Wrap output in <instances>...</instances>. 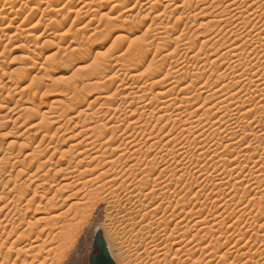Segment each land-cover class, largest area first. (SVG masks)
Listing matches in <instances>:
<instances>
[{
  "label": "rangeland",
  "instance_id": "obj_1",
  "mask_svg": "<svg viewBox=\"0 0 264 264\" xmlns=\"http://www.w3.org/2000/svg\"><path fill=\"white\" fill-rule=\"evenodd\" d=\"M16 1H18V2H16ZM16 1L15 0H0V15H1L0 16V95H1L0 96V107L3 108V110H0V159L2 158L3 161H4V159L7 157V160L9 158L8 161H11V162H15V161L18 162L19 159H20L21 160V165L19 164L20 161L17 163V165L15 164L14 167H12L10 164L7 167V164H4V166L7 167V168L4 167V168H6L5 170H7L8 172H10V171H12V172L14 171V172L12 173V175H10L11 172L9 174L7 171L4 172L5 171L4 170L3 171V175H0V197L5 196L6 193L9 192V189H11L13 187V183H11L8 187L6 186V184L4 185V182L8 178L9 179H13V180L14 179L17 180V181L14 180L15 181V184H17V185L20 182L23 183L26 179H28V176L31 177V179L33 178L32 176H34L35 178H38V179H39V177H37V176H40L41 179H40L39 182L36 183V181H38V180H36V179L33 178L34 180H36L35 181V184H31V189L29 190L26 198L24 197V200L22 199L21 200L22 202L20 201V203H18L19 204V207H21V209H22L21 212H19V211L16 212L15 207L12 206L13 203L9 202L7 199H6V202L5 201L0 202V221H1L0 222V236L3 235L1 237L2 238L1 240L2 241L0 240L1 241L0 242V246H2L1 243L2 244L4 243V245L2 247H0V264H13V263L16 264V260H17L16 258H18V257L19 258L17 260V264H22L24 262L26 264H29V262H30V264H34L35 262H36L35 264H48V263L49 264L50 263L51 264H90L89 257H90L91 251H92V243H93L94 233H95V230L97 228H100L101 230H103L104 232H106L109 236H111L113 238V240L116 239L117 241H119L122 238V240H124V242H125V241H128V239L130 238V233L127 230L130 229L131 227L129 226L130 228L129 227L127 228L125 226V225L129 224L128 218H130V222H133V223H136L137 224L134 227L136 229L135 231L142 230L141 233L139 234L142 237V233L147 234V232L149 231V222H151V221H153V220H155V219H157V218H159L161 216L168 217L169 220H171V223L169 225L168 234H171L172 232L173 233L175 232L174 235L175 234L177 235V239L176 240L179 242V245L181 244L180 246L178 245V247L180 249H182L181 252H180V254H181L180 257H183V260L185 261V264H187V263L188 264H224L225 263V260H223V259L227 256V253H228L229 256H227L228 258H225L226 260L228 259L226 264H229L228 262H230V264L232 262H233L232 264H235L236 262H237L236 264H240V263L241 264H246V262L248 260H249L248 261V264H252V263L253 264H255V263L264 264V255H263L264 254V247H263L264 246V244H263L264 243V240L261 239V235L263 234L264 229H261L260 228L261 225H264L263 224L264 223V198L262 199V197H264L263 196L264 195V190H262V189H264V177L262 179L261 178L255 179V175H254V177H251V176L248 175V176L244 177L246 179H244V178H238L239 176H236V175H234L236 178L234 176L229 177L228 176V173L227 174L225 173L227 175L226 176L225 174H221V173L218 172L219 170H223V168H221V166H219L216 171L215 170H212V169H215L213 163L219 159L217 157V158L214 159V162L212 160L210 161V159H211L210 157L212 156V153L215 152V150L219 147L218 145H216L218 143L217 140H216V143H210V145L213 144V146H211L213 149H215V147L217 146V148L215 150H211V152H212L211 154L210 153L207 154L208 151L210 150L207 147H204L203 149L197 150L196 148H192L193 146L192 145L190 146V144L188 143L187 146L189 145V147H190V148L187 147L188 150H190L191 148L192 149H191V153L189 151V155H187V156L184 155L182 157L181 154L177 153V154H179V157H180L179 158L178 155L175 153L174 156L176 155L178 157L177 159L174 158L173 155H166V157H164L163 161H162V159H158V160L156 159V160H154L153 157H152V156H154L157 153L158 149L164 143H166V141H169L170 139L173 140L174 137H181V136H179L180 135V131H179V127H178V125L180 124V121L178 123V120H177V122H175L176 125L173 122H170V123H167V124H165V122H164L165 119L169 118V117H167V118H165V117L167 116V114L168 115L171 114L170 112L173 111V114L175 116V114H176L174 112L175 110L171 109L168 112L164 108L167 111V114H165L166 111L163 109V107H165L164 105L162 107V109L164 111L163 110L162 111L161 110L159 111V109L161 107H157L156 108V106L158 104V101H159V104H160V102L162 103V100H163L159 96L158 93H162L163 94L164 90L166 91V89H169V87H172V86H175L176 85L175 84L176 81L173 80L172 81L173 83H172L170 81L172 78L169 77V75H168L169 73H172L170 71L171 70L173 71V69H172L173 67L175 69H177V68H180V66L182 67L183 65H185V68H188L190 70L192 69L191 71L187 69V71H189L190 73L191 72L192 73L193 72L195 73L196 71L197 72L199 71L200 73L202 71H207V74H205L206 76L204 75L202 82L205 83V81L206 82L208 81V84L205 83L203 85H206L207 84V86H208V85L211 84L210 86H211V88L213 87L212 88L213 90L216 89L218 86L219 87H222V85L225 84L224 81H226V80H223L222 79L223 81L220 80V83H219L218 81L215 82L216 79H213L214 80L213 81L212 79H210V80L208 79L207 80L206 78L209 77V74L210 73H212V71H211L212 69H214L213 71H215V70L216 71L217 70L219 71L220 70L219 73H222L221 75H229L230 74L229 76H231V77L233 76L232 75V72L230 70H226V68L224 69V67H226V66L228 67L227 63L225 64V60L226 61H229V60H227V58L229 59V57L228 56H225L226 58H224V57L221 56V54L224 55L225 54L224 51L225 52L227 51V48L230 47L229 45L233 41H236V40L239 39V42L240 43L238 41L235 42V43H232L231 44L232 45L231 48L232 47L233 48L234 47H237L236 45H238V44H239L238 46L242 45V48H243V49L241 48L242 50H245V52L247 51L246 53H252L250 55L249 59L250 58L253 59V57H255L254 60L247 59L245 61L247 66H245L244 67L245 69H243V70H246V68H247V70L250 69L248 71V72H250L251 69H252V71L250 72L251 74L252 73H255L257 70L260 71V72H262V73H264V71H263L264 70V63H263L264 62L263 61L264 60V53H263L262 49H259L260 48V43H262V42H260V43L255 42L256 39H257V38H255V36L257 37V35L260 34V33H262L261 34V38H264V29H262V28H264V0H252L251 3L248 0L247 1H245V0H237V2L239 1L237 3V6L240 7L241 5H243L244 7L241 10H244L245 8L246 9L244 11H242V13H240L241 10L237 6L232 7L234 9L237 7L239 10H235V11L238 12V13L233 14V13H235V11L233 10V11L229 12V14L224 15V16H221L218 19L217 18H214V17L216 15H218V13L223 9L222 7L220 8V6L223 5V7H224L226 4H228L231 1H229V0H226L225 1L224 0L222 4L219 3V7L218 6H215V7L218 8V10L214 6L212 7L211 5H208V4H210V1L209 2H204L202 4L199 3V5H200L199 7H197L198 5L196 6V4H194L195 6L194 5L193 6L195 8L192 7V10L191 11H193L192 13H194V14L196 13L198 16L196 18H194V19H191L190 21H187V20H185L186 15H184V17H183L184 19L181 22H179L180 29H184L183 35L186 38L185 41H187L190 38V41L192 40L193 44L195 45V46H193L194 49H191V52L192 51L193 52L192 53L189 52L190 53L189 54L188 53V50L189 49L187 50V47L189 46V44L188 45H185V47H183V49L179 50L180 51L179 54L176 53L174 56L172 55L170 57L171 59L170 58H168L169 60L167 59V62L165 63L166 64L165 68L163 67L165 64L161 67L162 69L160 68L159 72L161 73L162 76H165V77H162L159 74V72H158V74L160 76L158 78L154 77L157 80L151 79V77L149 78L148 76H146L148 80L150 79V81L147 80L148 83H149V85H148L147 81L145 80V77L144 76L147 75V72H149L148 67H150L152 65V63H153L152 60L155 62L157 60V58H159V56L164 51L169 53L174 48V46L172 45L171 47H169V48L166 49V50H169V51L164 50V51H161L160 52L158 50V52H160V55L158 54V52L156 50V47H155L156 44L159 42L160 38L164 36L163 30H160L161 27L159 25L160 22H162L161 19L164 20L163 22L165 24H169V26L172 25V23H174L177 20V18L181 16L180 15L181 14L180 11H177V13H176L175 10H173V8H174L173 6H175V5L179 4V3L180 4L184 3L185 2L184 0L183 1L182 0H170L171 3L169 2V0L168 1L167 0H153V3H155L156 1L157 2L159 1V3L154 8L149 9V10H146L145 8L141 7L139 4H135V1L136 0H74V1L71 0L72 2L70 0H53V2L49 6L42 5L39 8H38V4H37V1L36 0H26V1L25 0H22V1L21 0H16ZM68 1H70V3L69 4H65ZM253 1H255V3L256 2L257 3L256 4L254 3V5H253ZM166 3H168V6L170 4H172L173 6L170 5V8L168 10L170 13L167 11V15H166L167 17L164 18L162 14L160 16V13L163 11L162 10L163 9V6H165ZM239 3H240V5H238ZM243 3H245V4H243ZM249 3H250V5H249ZM65 5H67V6H65ZM216 5H218V3H216ZM206 6L207 7L210 6V7L206 8ZM98 7H101V8H98ZM129 8H133V11L131 12L130 15H129L128 12H126ZM232 8H231V10H232ZM89 9L90 10H92V9L94 10L95 9V11L93 12L94 13L93 15L90 14V10ZM170 9L173 10V11H171ZM55 10H57L58 12H55ZM72 10L74 12H73V14H70V12ZM252 10L253 11L256 10L257 12L256 11L253 12ZM201 11H203L204 13L201 12ZM215 13H217V14H215ZM238 14H239V16H238ZM204 15H205V18H204ZM233 15H235L236 17L234 18ZM155 16H160V17L159 18L158 17L156 18ZM260 16H261V18L258 19V17H260ZM212 17L215 20L213 23H215V22L219 21L220 19H222V20H220V23L223 21V23L220 24V27L221 28L218 27V26L217 27H214L216 25L210 23V21L211 22L213 21ZM237 17H239V18L237 19ZM154 19H157V20H154ZM207 20L209 21V23H208ZM244 20H246V22ZM206 21H207V23H206ZM248 21H249V23H248ZM203 22H205L207 24L205 28L203 26H200V24L203 23ZM235 23H237V24H235ZM237 25L239 26L238 28H237ZM207 26L209 27L210 30L207 29L208 28ZM210 26H212L213 28L210 27ZM31 27H33V28H31ZM229 27H231V28H229ZM244 27H246V29ZM218 28H220V30ZM236 28L239 29V30L237 31ZM243 28L245 30H243ZM27 29H29V30L32 29V30H30V32H29ZM119 29H121V31H122L121 33L118 32ZM227 29H228V32H226ZM134 30H135V32H134ZM206 30L207 31L209 30V32H207ZM131 31L133 33H131ZM231 31L235 35H237V36H235L237 38L234 37V34H232ZM203 33L205 34V36H202ZM193 34H195V35L193 36ZM230 34H232V35L230 36ZM119 35H122V39L118 41L117 40V37ZM221 35L223 36V39L225 41L223 39L221 40V37H222ZM205 39H208L209 40V42L207 43L208 45L206 44V46L204 48H202V50H201L200 49V47H201L200 42L201 41H205ZM217 39H219V40L216 41ZM240 39L242 41V44H241ZM116 41H118V42H116ZM77 42H80V43H82L85 46L86 52L84 53V55H83V52H84L83 50L81 52H77V51L74 50V48L76 47V44L75 43H77ZM148 42H150L151 44L153 42V44H152L151 48H149V52L146 53V54H144V56L146 58L144 57V58L140 59L138 62H135L136 65H134L135 67L137 66V68H134V69H136V70H134V71H136L135 74H138L139 76L140 75L142 76V74H143V77H141V79H140V77H136L135 80H134L127 73H126V75H128V76H126L127 77L126 78V77H124L125 76V73H123V72H120L119 74L114 75L116 73V63L118 61H122L123 63H127V64L132 62L131 64H134L133 63V59H131L132 56L134 55V52H133V49L132 48L133 47H140V46H142V45H144V44H146ZM220 46H222V47H220ZM184 48L186 50H184ZM188 48H190V47H188ZM170 49H171V51H170ZM199 50L200 51H203V52H200ZM257 50H258V52L260 50L259 53H263L262 54L263 56L261 54H259V53L256 54L255 52H257ZM182 51H183V54H182ZM185 51H187L186 53H188V56L186 57V59H185V54H184ZM204 51H205V54L208 55V58L210 59L209 61H211V62L214 61L211 65H205L206 68H205V66L201 65L204 61H206L205 59H208V58H204L205 57ZM248 51H251V52H248ZM165 52H164V55L166 54ZM198 52H200V53L198 54ZM177 54L180 55V58L181 59L179 58V56ZM194 54L196 56H194ZM203 54H204V56H203ZM198 55H200V56H198ZM219 56H221L222 59H220ZM260 56H261V58H259ZM154 57H155V59H154ZM182 57H184V59L186 61L188 60V57H189V60L187 61L189 64L185 60H184L185 62L183 61L184 62V64H183V62L181 61L183 59ZM191 57H192V59H191ZM256 57L259 58V59H257ZM118 58H119V60H118ZM215 58H218L219 61L217 62L215 60ZM175 59L176 60L178 59V61L182 62V65H181V63L178 64V61H176ZM130 60H132V61H130ZM258 60H261L262 63H259ZM190 61H192L191 62L192 64L190 63ZM197 62L200 63V64H198ZM123 63H121V64H123ZM168 63H169V65L171 64L172 66L171 65L169 66ZM174 63L176 64V66H175ZM221 63L222 64L224 63L223 64L224 67H221L222 66ZM214 64H215V66H218L220 69L218 67L215 69ZM27 65H28L29 68L27 67ZM102 65H105L104 67H106V65H108V66H110L109 68H111L112 70H110L109 73L103 74L102 73L103 72V69H101L102 70V72H101L102 74L100 73L99 75H97L98 78L100 77L99 79L97 78V81H96L95 78H93L92 80H88V79L84 78V76L86 74H89L91 72H94L97 68H99ZM111 65H112V67H111ZM120 65H118V63H117V66L118 67ZM187 65H189V66H187ZM253 65H256V66H253ZM124 66H127V65L125 64ZM168 66L169 67H172V68L169 69ZM208 66H209V68H207ZM26 67L28 68V70H26L27 69ZM104 67H101V68H104ZM249 67H251V68H249ZM256 67H258V68H256ZM22 68L23 69L25 68L24 71H22ZM18 69H20V70H18ZM107 70H108V68H107ZM223 71H225V74L223 73ZM84 72H87V73L84 74ZM238 73H239V71H238ZM238 73L236 72V74H238ZM262 73H258L259 76H262ZM138 75H136V76H138ZM129 76H130V79L128 78ZM263 76H264V74H263ZM117 77L118 78L120 77V78L118 79ZM108 78H109V80H108L109 82L106 81ZM137 78H139V80H136ZM163 78H165V79H163ZM214 78H215V76H214ZM131 79H133V80H131ZM112 80H113V83H111ZM162 80H163V82L162 83L160 82V85L159 84L153 85V84L157 83V81L159 82V81H162ZM236 80H237V76H236ZM238 80H239V78H238ZM91 81H92V83L94 81H96L95 82L96 84L93 83V84L96 85L95 87L93 86V84L91 83ZM143 81H145L147 83V86L148 87L150 86L149 88L146 87L147 90H146V92H144L145 93V96H146V98H144L145 100L142 99L144 97V96H142L144 94V93H142L143 91L141 92L140 89H139L140 86L141 87L142 86H146V83L143 82ZM153 81L154 82L156 81V82L154 83ZM169 81H170V83H168ZM137 82H138V84H137ZM150 82H153V83H150ZM202 82L200 83L201 85H202ZM75 83L77 85V88H76ZM107 83L108 84L111 83V84L108 85ZM212 83H214V84H212ZM100 84H103L102 85V89H101V85ZM105 84H107V86L109 88ZM132 84L134 86H136L137 88L136 87H133ZM141 84H143V85H141ZM172 84H174V85H172ZM200 84H199V86H200ZM74 85H75V88L73 87ZM111 85H113V86L110 89ZM131 85H132V87H131ZM103 86L104 87L106 86L105 88H107L108 91L110 90L108 92V94L106 93L107 92V89L106 90H105V88L103 89ZM126 86H129V87H127L128 90H126L127 88L126 89L123 88V87H126ZM153 86H155V87H153ZM210 86H208V87H210ZM215 86H217V87L215 88ZM132 88H134V91H133ZM136 89L137 90L139 89L138 91H140L142 93L141 94L139 92L141 94V96H139V93H137L138 91ZM104 90H105V92H104ZM116 90L121 92V93L119 92L120 94L118 93L119 95H117V96H115V94H116L115 91ZM135 90H136V92H135ZM71 91L74 92V94H76V95L74 96L73 93H71ZM129 91H130V94H127V92L129 93ZM200 92H198V93H200ZM113 93H114V95H113ZM131 93H132V95H131ZM133 94H136V95L138 94V95L136 96V95H133ZM155 94L156 95L158 94L157 96L160 99H158L157 96H155ZM174 95L176 96V94H174ZM200 95H201V98L198 99V100H196V99L194 100L193 99L194 101L192 100V102H191L190 105H192L194 103L193 105L196 104L198 106V104L202 103V101H203L202 99L206 95L204 93L203 94L201 93ZM70 96H72V98ZM101 96H103V98H104V96L105 97L107 96V97L103 99ZM133 96H136V97L139 96V99L136 98V97H133ZM162 96H164V95H162ZM110 97H112V98H110ZM126 97H128L127 98L128 100L126 99V101H125L124 98H126ZM129 97L131 98V100H130ZM152 97H154L155 99L157 98L158 100L155 101V99L152 98ZM189 97L193 98L194 97V93H192ZM107 98H108L109 101H107V103H104V102H106L104 100H106ZM121 98H123L124 100H122ZM73 99H75V100H73ZM83 99H84V101L86 100L87 102L88 101L93 102L91 108L88 107L90 110L87 108L88 103H85V106L82 107L83 104L81 105V102H82ZM150 99H151V101H150ZM66 100H69L70 102H71V100H73L71 102L72 103L71 105H73L74 103H78V105H79V103H80V105L78 106L79 109L77 108V104H76V105H74V106H76L75 108H77L76 110L71 105H70L71 108L68 107L67 110H63V109L66 108L63 105L64 102H66ZM153 101H155V102H153ZM254 101L257 102L259 100L258 99H254ZM122 102H124V104ZM156 102H157V104H156ZM213 102L214 101L208 102V104H207L206 107H209L211 104H213ZM261 103H264V100ZM261 103L259 105L260 106L259 107V113H260L259 115H261V113L264 114V111H263L264 110V108H263L264 106ZM130 104H131V106H128ZM144 104H146V105H144ZM147 104H149V105H147ZM150 105H151V108H155L154 115L150 113L151 116L152 117L154 116L155 119L154 118L152 119V117L149 116L150 114L149 115H147V114L145 115L144 112L142 111L144 109L143 107L149 106V108L148 107L147 108L150 109ZM161 105L162 104H160V106ZM196 105L195 106H190V107H189V105H183V106H188L189 107V110H193V109H195L197 107ZM183 106L181 108H179V111L178 112L183 111L182 110V109H184ZM115 107L117 108L116 110L113 109ZM137 107H140V109L137 108ZM206 107L204 109H206ZM217 107L219 108V107H221V105H218ZM234 107H235V105H233V106L231 105L230 110H233ZM25 108L26 109L28 108L31 111L30 110H26ZM85 108H86V110H85ZM135 108H137V109H135ZM191 108H193V109H191ZM260 108H263V109L261 110ZM82 109H83V111H82ZM157 109L159 111V112L157 111L158 113L156 112ZM186 109H184V110H186ZM79 110H80V112H79ZM114 110H115V113H114ZM119 110H120L121 113H119ZM242 110H243L242 113H241L242 117H241V115H239L240 113L237 114V117H240V122L244 119V122L241 123L242 126H244V125H247L248 119L249 120H252L254 114L257 111L255 113L253 112V115L252 114H248V115L245 116V115H243V113L245 112V109H242ZM63 111H65V112H63ZM84 111L86 112V114L84 113ZM94 111H95V113H94ZM216 111H217L216 109H213L211 112L212 113H215ZM77 112L80 113L79 115H82L81 114V112H82L83 113V117L82 116H79L77 114ZM141 112H143V113H141ZM202 112L203 111H200L199 110V113L200 114ZM25 113L28 114V115H26ZM43 113L45 115L44 119L46 117H48V119H49L48 120V123L51 122L50 124H52V125H50L48 123L46 125L41 123V125L38 127V124L37 123L40 122V119H41L40 118V115H42ZM65 113H66V117H65ZM92 113H93V115H92ZM37 114L39 115V117H38ZM61 114H63V117H60ZM76 114L79 117L76 116ZM129 115L132 116V117H130ZM143 115H144V117H143ZM20 116H22L21 119H19ZM51 116H53V119H52ZM54 116H55V118H54ZM67 116L69 118H71V119H72L73 116H76V117H78L80 119H77L76 117H74V119L75 118L76 119L75 120H71ZM139 116L140 117L142 116L141 118H143L144 120L143 119H139L140 118ZM148 116H149V118H148ZM26 117L27 118H30L31 117L34 120L26 121ZM88 117L91 120L88 119ZM157 117L158 118L159 117H164L163 118L164 120L161 121V122L160 121L157 122L156 121V118ZM62 118H63V120H62ZM84 118H86L85 120L87 121V124L85 123L86 121L83 120ZM110 118H112V119L110 120ZM179 118L180 117L178 116L177 119H179ZM66 119L67 120L69 119L70 121L68 120L67 122H65ZM263 119H264V117H263ZM45 120H47V118ZM45 120H44V122H45ZM89 120H90V125H88L89 124V122H88ZM92 120H94V121H92ZM131 120H132V122L133 121L134 122H137L138 120L139 121L141 120L140 122H138V125H141V124L142 125H146L147 124V126L144 129H147L146 134L148 136L145 133L144 134L138 133V131L134 130V126H133V128L132 127H129L128 122L129 123H132ZM135 120H137V121H135ZM147 120L149 121V124L147 123L148 122ZM53 122L54 123H57V124H54ZM64 122H65V124H64ZM108 122L110 123L109 128L115 127L117 125L120 126V128L118 126L115 127V128H119L117 130V133L116 132H115L116 134L114 133V135H115V137L117 139H115V137L113 135V137H114V139L116 141L113 139L114 141H111L112 143H108V144H110V148H111L110 149L111 151H110L109 150V147H108V154H112L113 148L115 150L118 147V145H119L118 148H120L121 151L117 148V151H115V155H120V154H124L125 152L126 153L128 152L127 153L128 154L127 156L126 155H124V157H121V156L120 157H117L116 156V157L112 158L115 161L116 160L119 161V162L116 161V164H117L118 167L115 165L114 166L116 168V169H114L115 171L110 172L109 174H107L102 179L103 182H104L105 179H107V181L108 180L109 181L110 180L112 181L113 187L111 189L113 190V188L116 187L115 189H116V191L118 193L116 197L118 199H120V201H118V199L116 200V197H115V200L116 201L114 199L111 200L110 199L111 197L110 198H107L105 200L106 197H109L106 194V192L109 191L107 187H110L109 185L108 186L106 185L107 187L105 186L104 190H102L101 193L99 192L102 195H99V196L97 195L96 196L97 197V200H96V197H94L95 201L91 199L92 200V202H91V200L88 199L89 200V202H88V200L86 199L87 197L85 198L83 196L86 195V192L87 191H90L91 190L90 186H91V183L92 182H90V184L88 183V185L85 186V188L87 187L86 189H83L84 188L83 187L84 186V183H83V186H82L81 183L83 181L85 182L90 177L91 178L92 177L94 178V176L96 177L98 175L97 173H101L102 171H106V169L108 170L109 169V166H111V164H108V162L109 161H112V159L106 157L107 155L104 156V157H102V158H104L103 160L101 158L100 159L97 158V159H93V161H92L93 156L95 157L97 155V154H94V153H96L94 151L97 150V147L96 146H98V148L101 147V143L104 142L106 138L103 139V140H102V138L100 140H99V138L98 139H96V138L93 139L96 135H94V137H92L91 135H93V133L95 134V131H92L93 132L92 133L91 131H89V129H90V127L92 128L91 125H93L95 123H96L95 124L96 126L97 125L100 126L101 123L104 125V124H106ZM84 123L86 125H84ZM36 124H37V128H39V130L35 127L37 130L36 131L35 130H31L32 131L31 132L29 130V127H31L32 125L36 126ZM173 124H174V126H173ZM48 125L50 127H48ZM95 125H93V127H95ZM113 125H115V126H113ZM162 126H163V128H162ZM225 126H227V125H225ZM260 126L257 125L256 122L253 125V127L255 128V131L256 132L259 131L258 133L259 134H262L264 131H261V130H262V128H264V126H261V128H260ZM41 127H42V129H40ZM45 127H48L49 130L46 129ZM56 127H58V129L61 127V130H58ZM88 127H89V129H88ZM127 127H128V129H127ZM55 129H57V130H55ZM92 129H94V128H92ZM92 129H90V130H92ZM85 130H86V134H84L85 132H83ZM132 130L133 131H136V132H133ZM236 130L237 131L239 130L238 131L239 132L238 134L240 135L241 134L240 128H237ZM59 131H61L62 133L59 132ZM80 131H82V133L84 134L83 135V138L84 139L86 138L85 141H87V143L90 142V141L88 142V140H87V137H89L88 135H90L93 140H96L97 141V142L95 141V143H98V144H96V146H94L93 144H95V143H93V142H90L89 145L86 144V142H84V144H82L81 146L83 147V145L86 144L87 147L86 148H85V146L83 147L85 149V151H88V152L85 153L86 155H84V154L79 155L78 154L79 152H84V149L82 150V147H80V146L76 147V148H79L80 150L79 149H73V151L72 150L69 151V149H70L69 146L70 145L76 144V142H80L81 139H79V138L82 137V133ZM152 131H154V132H152ZM171 131H173V132H171ZM28 132H30V134ZM34 132H36L35 134H37V135H35ZM65 132H66V134H64ZM70 132H72V133H70ZM78 132L81 133V136H79L80 134ZM89 132H91V134ZM110 132L111 131H108V133H106L107 134L106 137H108V136L111 135ZM132 132L134 134H132ZM148 132L151 133V136H149L150 134H148ZM31 133H32V135H31ZM74 133L75 134L78 133L77 135L79 137H77V135H75ZM73 134L76 136V138H75V136ZM30 135L31 136L34 135L35 137H31ZM61 135L63 136V138L59 140V137ZM65 135H66V137H64ZM71 136L73 137V140H72V137ZM132 137H133V139L134 138L135 139L134 140H131ZM152 137H154V138H152ZM83 138H82V140H83ZM65 139H68V140L65 141ZM175 139L173 141L174 143L171 142V144L172 143L174 145L176 144L175 141L177 142L178 139L177 140H175ZM128 140H131V143ZM133 141H134V143H133ZM152 143L155 144V145H153ZM22 144H23V146H22ZM131 144H133V146L136 144L135 149L142 148L143 150L145 149L147 152L149 151L147 155H149L150 157H148V156L146 157L145 156L146 151H143V150H142V152H145L144 155L142 154L143 156L141 154H140L141 156H139V154H137V156H135L136 155V154H134V151L135 150H134V147L131 146ZM142 144L145 145L146 147L143 148V145ZM141 145H142V147H140ZM210 145L208 147H210ZM214 145H215V147H214ZM225 145H226V143H225ZM147 146L150 148V150H149V148H147ZM53 147L54 148L56 147L57 148L56 149L57 151L56 150H53ZM130 147H132V148H130ZM21 148H23V149H21ZM89 148H91L90 151L88 150ZM92 148H93V150H92ZM129 148H130L131 151L128 150ZM152 148H154L155 150L152 149ZM124 149H126V150L124 151ZM219 149H218L219 156L226 154L225 157L227 159H230V161H234L233 162L234 164L235 163H238V162H240V163L242 162L243 165H248V162L242 160L243 159L242 158L243 157L242 155H244V153H241V154L239 153L241 151L240 148H239V152L237 151L236 148H231V149H229L228 152L225 151L224 153H223V149L222 148L219 147ZM234 149H236V150L234 151ZM205 151H206V153H205ZM51 152L52 153H54V152L57 153L58 152V153L56 155L55 154L52 155ZM89 152H91V154L93 152L92 157H91V154ZM230 152H231V154H228ZM237 152L239 153L240 156L238 155ZM28 153L29 154H32V155L34 153V156L32 157V155H31V158H34V159L36 158V159L35 160L34 159L31 160L30 157L29 158H26L25 156ZM62 153H65V156L63 158H61L62 157ZM113 153H114V151H113ZM131 153H133L134 155L133 154L131 155ZM200 153L202 154L201 156H200ZM235 153H237L236 156H235ZM87 154H90V155L87 156ZM232 154L234 156L230 158L228 155L231 156ZM144 156H145V158H144ZM197 156H200L201 158L200 157H197ZM238 156H239V158H238ZM3 157H5V158H3ZM16 157H17V159H16ZM24 157L26 158V160L24 159ZM84 157L86 158V160L84 159ZM127 157H128V159H127ZM191 157H192V159H191ZM182 158L184 160H181ZM235 158L238 161H236ZM10 159H12V160H10ZM49 159H50V161L46 162V164L44 166V162L46 160H49ZM80 159L83 160V162L82 161H79ZM196 159H197V161H196ZM137 160L139 162L142 160L140 162L141 163L140 166L138 165L140 163ZM179 160H181V161L179 162ZM198 160H200V161H198ZM105 161H106V163H105ZM195 161H196V163H195ZM68 162L70 163V169L69 170H70V172L71 171L73 172L71 174H70V172H69V170L67 168L68 165H69V164H67ZM124 162H126V163H124ZM167 162H169V163H167ZM177 162H178V165H177ZM204 162H205V165H203ZM206 162H207V165H206ZM22 163H23V165H22ZM39 163H42V164H39ZM103 163H104V165H103ZM121 163H123V164L121 165ZM170 163H171L172 167H177L178 169H180V171L182 170L181 172H184V173H181L180 172L179 175L180 174H185V175H182V177L185 178V179L186 178L188 179L190 177L191 180L190 179H188V180L187 179L186 180L185 179L182 180V178H181L180 179L181 181H178L179 179H175V181H173L172 183H167V182H169L168 179H171L170 178L171 174L169 175V173H166V174L161 175L160 173H161V170L163 169L164 165L165 164H168L169 165ZM147 164L148 165H151L152 164L150 167H152L153 169L152 168L151 169L152 170H155V171H152V173L150 171H149V173L146 172L148 174V175H146V177L149 176V177H147V179H149V184L150 185H148L149 187H146V190L143 191L144 194L141 197H139L141 199V201L143 202V205H145L146 209L148 211L150 210V213H151V215L149 214L147 218H143L142 217V214H144V210L139 211V209H141V208L139 207L138 204L135 203L134 205H132V202L129 203V202L126 201L125 195H126V193H128V191L125 192V189L127 188L129 191H131L133 189L136 190L137 189V186L138 187L141 186L144 181L145 182H148V180L144 177V174H142V172H141L142 171V167H144V169H147L148 170V167L149 166ZM193 164H195V165H193ZM40 165L41 166H44V168L42 169V167H41V169L39 170L38 167H40ZM130 165H131V167H134L133 165H136L135 167H137V166L138 167L137 168L134 167L135 169H133V168H130L129 167ZM192 165L194 167L196 165H197L196 167H198L199 165L200 166L198 168H193ZM249 165H251V164H249ZM253 165H251V167ZM9 166H10V170H9ZM21 166H24V167L22 168ZM64 166L66 167L67 170L65 169V172L63 171V173L65 174L66 172H69L68 174H70V175H67L66 174L67 175V178H69L66 181H63V177H64L63 175L64 174L61 173V174L55 175V172L57 170H59V169H62V167H64ZM95 166H97V167H95ZM146 166H147V168H145ZM180 167H182V168H180ZM184 167L186 169H183ZM201 167L203 169L204 168L206 169V172H205V169H204V171L201 169L203 172H205L204 175H203V177L205 176V174L206 175L207 174L208 175L210 174L209 176H207L209 178H206V176L204 177L205 179L203 177H201V178H198L197 177L198 175L196 174V172ZM11 168L12 169L15 168L16 170H14V169L11 170ZM24 168L26 169L25 171H24ZM73 168L75 169V171H74ZM77 168H78V170H77ZM95 168H96V170L93 172V174H91V172H89V173L87 172L89 175L87 173H86L87 175L84 174L85 176L82 175L83 171H85V170H91V169L94 170ZM191 168H193V169H191ZM28 169H29V171H27ZM126 169L128 170V172H127ZM17 170L18 171L19 170H23L22 172L19 171V174H18L19 177L16 176L19 179L14 178L15 177V174L17 175V173H18ZM193 170L196 171V172H194ZM15 171H16V173H15ZM47 171H49V174L47 173ZM139 171L141 173L140 175L138 173ZM20 172L21 173L24 172V173L21 175ZM33 172H34V175H33ZM4 173L6 175L9 174L12 177H10V176L7 175V178H5L4 176H6V175ZM30 173H32V176H30ZM44 173H46V175ZM193 173H194V175H193ZM217 173H219L220 175L217 174ZM122 174H124V175H122ZM129 174H130V176H129ZM135 174H136L137 177L134 176ZM187 174H190V176H187ZM216 174L218 175V176H216L217 178L215 177ZM109 175H111V176H109ZM142 175H143L144 178H142ZM167 175L169 177H167ZM222 175L224 177L226 176V179L223 178ZM127 176H129V177H127ZM192 176H193V179L194 178L195 179L198 178L197 179L198 181L196 180V182H195V179L193 180L192 179ZM213 176L217 179V181L219 180L218 182H220L221 185H219V186H214L213 185L215 183H218V182H215L214 181L215 178ZM107 177H109V178H107ZM158 177H160V178H158ZM247 177H249L250 180L251 179L252 180L250 181L249 178H247ZM162 178L164 179V181H163ZM219 178H221V180ZM142 179L143 180L145 179V180L142 183H140ZM157 179H158V181H157ZM224 179L226 180L227 183L224 182L225 181ZM230 179H232V180H230ZM18 180H19V182H18ZM176 180L179 183L181 182V184L177 183ZM222 180H223V182L225 184L224 183H221ZM238 180H239V183L236 182ZM101 181H99V183L97 181L95 182V184L93 183L94 186L95 185L98 186ZM174 182L176 184H178V187H177V185ZM188 182H189L190 185L187 184ZM250 182H253L254 184H258V185L260 184L259 185V188L257 187V189H253L254 188L253 187L254 184L252 185ZM5 183H7V182H5ZM27 183L30 184V182L28 180H27ZM45 183H48V184H45ZM166 183L169 184V185H167ZM192 183H193V185H191ZM195 183H196V185L194 186ZM228 183H230V184H228ZM247 183L249 184V186H247ZM39 184H43V185L45 184L46 186L44 185V186L38 187ZM66 184H69V188H67L68 186H65ZM164 184H166L168 187L171 186L170 187V189H171L170 191L173 194L172 195L170 193L171 194V197H169L167 199H163L164 195H163V193L161 194V191H160V187L161 186H164ZM170 184H172V185H170ZM233 184H235V185H233ZM203 185H204V187H202ZM232 185H233V187H232ZM175 186H176V188H175ZM205 186H207L208 188L205 187ZM199 187H200V189H199ZM234 187H235V189H234ZM81 188L83 190H85V191H83V192L81 191L80 192V189ZM161 188H163V187H161ZM191 188H193V189H191ZM236 188L239 189V191H240L239 193L240 194L238 193V191H235ZM50 189H51V191L49 192L50 194L47 193V195H44L46 193L44 191L45 190H48L49 191ZM58 189H59V191L57 192ZM204 189L205 190L207 189V190L205 191ZM35 190H36V193H34ZM60 190L62 191V194H61ZM105 190H106V192H105ZM165 190H167V189H165ZM181 190H182V192H181ZM197 190L199 191V195H200V198H199L200 199L199 200L200 202H199L198 205L199 206H201L203 204L204 205L201 206L202 208L198 207V209L197 208L193 209L192 210L193 212L195 210L197 211V212L195 211V213H197V214H195V213H193V212L190 211L192 209V207H191L192 205L191 206L190 205L188 206L186 204L188 203L187 200L189 202H191V203H194L195 201H197L195 199L196 198L195 197L196 196L195 194H196V191ZM200 190H201V192H200ZM74 191L78 192V194L80 193V196H82V198L77 199L78 197H80L79 195L76 196L77 198L71 196V195L74 194ZM176 191H178V194H176L177 193ZM186 191H188V192H186ZM198 191H197V193H198ZM229 191H230V193H229ZM76 192H75L74 195L77 194ZM209 192H211V193H209ZM82 193H83V195H82ZM134 193L136 194L137 192L135 191ZM159 193H160V195H159ZM221 193H223V194H221ZM217 194H218V196H217ZM9 195H8V197H11L13 194L10 195V196ZM54 195H57V196H54ZM183 195H185V196H183ZM224 195H226V196H224ZM243 195H245V196H243ZM254 195H255V200L256 201H254ZM137 196H139V195H137ZM176 196H177V198H176ZM182 196L186 200V204H184L185 203V200L183 199ZM233 196L235 198L233 200H235V201H232L231 202L232 198H230V197H233ZM52 197H55V198L52 199ZM68 197L69 198H72V199L69 200ZM241 197H242V200H241ZM259 197L262 200H260ZM154 198H156V199H154ZM157 198H159V199L157 200ZM215 198H216V200H215ZM49 199L50 200H53L54 202H56V206H59V207L55 208L53 211H51V210L49 211L47 209L48 212H49L48 213L47 211H44V209H45L44 206L47 205V202L48 201L49 202H48V205L47 206H49L51 204ZM152 199H154V202L155 203H153L151 201ZM192 199H195V200L192 201ZM251 199H253V200H251ZM28 200H30V201L27 202ZM77 200L78 201L80 200V202H78ZM107 200H110L111 202L110 201H107ZM113 200H114V203H113ZM180 200L181 201L183 200L184 203H179L180 204V206H179L177 204V202L180 201ZM213 200H214V203L216 205L213 204ZM250 200H251V203H249ZM74 201H76V202H74ZM82 201L85 202L86 204L84 203V205H83V202ZM215 201H217V202H215ZM54 202H52V203H54ZM151 202L153 204H155L156 206L157 205H160V203H161V205H160L161 208L159 207V209L157 210V215L156 214H152L153 212L156 213V211L153 210L156 206L155 205H150ZM158 202H159V204H158ZM202 202H204V203H202ZM227 202L228 203L231 202V203L228 204ZM234 202L236 204L238 203V205L236 206V204ZM7 203H10V204H7ZM71 203L72 204L73 203H79V204L82 203V206H84V207L87 208V209L86 208H81V209L85 210V212L83 214V216L84 215L85 216L84 217L82 216L83 217L82 218L83 221H81L82 220L81 218H77L78 220L77 219L74 220L72 218L73 219V221H72L71 217H73L72 215H73V213H75L74 210H73L72 212H69L68 216H63V218L61 220H59L57 218L58 220L56 219L57 221H55V222H58V221L59 222L60 221H68L69 220L70 223L73 224L75 227L78 225L75 228V232H74V234H76V235H74V238L72 237L70 239V241L68 240V241L62 242V238H61V239L57 240L54 244H51L52 246H49V244L51 243V241H50V239H47L46 235H47V233L49 231H51L49 229H52V230L54 229V231H57L55 229L56 226L54 227L53 226L54 224L51 222L53 225H51L48 228L47 227L48 226L47 225V223H48L47 220H46L47 222H44V221L37 222V220L38 219H42L44 217L45 218L46 217L47 218L48 217L50 218V215L53 214L51 216V218H52V217H54L55 213L56 214H60V213H62L64 211H66ZM225 203L228 204V209H227V205ZM248 203H249V205L247 206L246 204H248ZM5 204H7V205H5ZM181 204H183V206H187L188 208L184 207L185 210H183V208H182L183 206L181 207ZM223 204H224V206H223ZM229 205H230V207H229ZM251 205H254V207L251 206ZM5 206L6 207L8 206V208H6ZM39 206L40 207L42 206L40 210H39V208H40ZM51 206H52V204H51ZM82 206L80 205L79 207H82ZM174 206H176V207H174ZM242 206H245V207H242ZM2 207H3V209H1ZM10 207H11V211H9L10 210ZM215 207L216 208L218 207L217 210L219 209L218 211L216 210V212H215V209H216ZM246 207H248V208H246ZM213 208H215V209H213ZM239 208H240V211H239ZM243 208H245V210ZM257 208H259V209H257ZM231 209L236 212L235 218L236 217L238 218V216L241 213H242L241 215L244 216V217L243 216L242 217H239V219L240 218H243V219H240L242 221V224L240 225V229H242L241 232L242 233L244 232L243 233L244 235L246 234L245 237H244L243 234H242L243 236L241 235V238L244 237L243 238V241L240 238L241 239L239 241L240 243L239 242H236L238 240V238L233 236L230 239L229 242L227 241L228 242L227 243L225 241V239L223 238V240L221 239V242L219 244V246L221 247L220 248L218 246V244H215V242H214L215 237L217 238V236H214V235L215 234L217 235V232L214 235H213V233H211V235H205L204 232H201L200 231L201 233L199 232V234L201 235V237H200L199 234H198L199 236L197 234H195L196 233L195 231H199L198 228L199 227L201 228L200 224L199 225H196V226H199V227H196V226L193 225L197 221L200 220L202 222L203 220H207L208 218L210 220H212L213 219L212 216H214V217L219 216L221 219L219 217H218V219L225 220V219H227L226 217H228L227 215L231 213ZM250 209L253 210L252 211V216L250 214L251 213V210ZM200 210H202L201 213H202L203 216L201 215V213L198 216V214H199L198 211L200 212ZM222 210H223V212H222ZM236 210L238 211V214H237V211ZM249 210H250V213H248ZM173 211L175 212L174 214L172 213ZM188 211H190L191 213L189 212V214H188ZM241 211H243V212L246 211L247 213L246 212H244V213H246L247 215H245ZM11 212L12 213L14 212V213L12 214ZM41 212L44 213V214H41ZM86 212H87V214H86ZM179 212L182 213V214H180L181 215L180 217H179ZM217 212H218V214H217ZM8 213H11V214H8ZM15 213H17V214H15ZM171 213L174 216V219H172L173 216L170 215ZM208 213L211 215L210 217H209V214ZM176 214H177V217L178 218L175 217ZM129 215H130V217H129ZM154 215H156V216H154ZM191 215H193V216H191ZM195 215H197L199 218L197 219V216H195ZM206 215H208V217ZM248 215H249L250 219H248L249 218ZM150 216L151 217L154 216L155 218L153 217L154 219L151 220V221H149L150 218H151ZM192 217H194L193 220L191 219ZM179 218L180 219L183 218V219L180 220ZM184 219L187 220L188 222L185 221ZM252 219L254 220V222H252L253 221ZM182 220H184L185 222L182 221ZM250 220H251V222H250ZM178 221H180L179 222L180 225L179 224L174 225V223H177ZM193 221H195V223ZM30 223H32V225H30ZM245 224H246V226H245ZM44 225L46 227H44ZM181 225H183V226H181ZM250 225H251V227H250ZM13 226H15V227H13ZM177 226H178V228H176ZM190 226L193 227V228L195 227L194 230H192ZM257 226L261 230L258 229ZM225 227L223 226V230L224 231L226 230ZM44 228L45 229L47 228V230H44ZM125 228L127 230H125ZM188 228H190V229L188 230ZM184 229H186V230H184ZM257 229H258V231H262V232H259V233L256 232ZM42 230H43L44 233L42 232ZM171 230H173V231H171ZM187 230L189 231V234L188 233L184 234L185 232H187ZM247 230H249V231H247ZM13 231H16V232H13ZM23 231H25V232L27 231L26 232L27 235L30 234V233L33 234V235H36L39 231H41L42 232V235L40 234L41 237L38 239V242H37V240L35 242V243H38L40 245H43V242H44L43 240H44L45 237H46L47 240L50 241L49 242V241H47L45 239V242H47L46 245H48L47 248H46L47 250L46 249H41V250L39 249L40 250L41 257L39 255V250L38 251L37 250H34V252L33 251H30V252H28L29 255H27V253L24 254V252H22V253L16 252L19 247H20L21 250H25L26 249V247L24 245H25V243L27 245V242H26L27 241V238L25 237L26 239L25 238H20L19 240L17 239L18 238V234L22 233ZM46 231H47V233H45ZM177 231L178 232L180 231V232L178 233ZM183 231H184V233H183ZM253 232H255V233H253ZM221 233H225V232H221ZM179 234H182V235L184 234L186 238L185 237L183 238L182 235H181L182 237L181 236L179 237ZM193 234L194 235H197L198 237L197 236H194ZM202 234H203V237L204 236L205 237L207 236L206 238L208 239V241H207L206 238H204L203 245L200 246V250H198L197 253L194 254L191 258L185 257L186 255L183 253L185 251V248L187 247L188 249H190V246H192L191 248H193L195 246V244H196V242H194V239L195 240L196 239L197 240H200V238H203L202 237ZM30 235H28V236H30ZM225 235H227V234H225ZM259 235H260V237H259ZM192 236H194L193 237L194 239H192ZM208 236H210V237H208ZM212 236H214V237H212ZM32 237L33 238H31V240L33 239V241H35L34 240L35 239V236H32ZM211 237L214 238V239H212ZM249 237L251 238V241H249ZM148 238H149V236L147 234V236H145V239L143 240V242L145 243V244L143 243V245L144 246L147 245V247H149V239ZM254 238H255L256 241L254 240ZM21 239L22 240L24 239L23 240L24 243L23 244L20 243V245H18L19 244V241H22ZM40 239L42 240V242H41L42 244L39 243L41 241ZM139 239L140 238L138 237V241H139ZM181 239H183V240H181ZM190 239H192V240H190ZM205 239H206V242H204ZM209 239L211 241L212 240L213 241L210 242ZM259 239L262 240V241H260ZM162 242H161V244H162ZM256 242H258V243H256ZM13 243H15V244H13ZM61 243H64V246ZM212 243H214V244H212ZM224 243H226L227 245L226 244L224 245ZM21 244L23 245V247H22ZM163 244H164V242H163ZM186 244H187V246H186ZM204 244H206V245H204ZM9 245H11L12 249L10 248ZM143 245H142V247L144 248ZM207 245H209V246H207ZM214 245L215 246L217 245V247H215V250L213 248ZM236 245H238V246H236ZM259 245H261V246H259ZM118 246H120V245H118ZM128 246H129L130 251H133L134 252L136 250V248H134V247L131 248L130 241L127 242L126 245L123 246V247H121V248L125 249ZM204 246H206L207 250L205 249ZM241 246H243V247L245 246V248L244 249L238 248V247H241ZM202 247L205 249L204 252L202 251V249H203ZM208 247H210V248H208ZM236 247L239 250L241 249L240 251H242L244 253H246L248 250H251V249L252 250L251 251H248L249 253L248 252L246 253V255L248 257L245 256L244 257L245 259H243V258H240V257L238 258V256L240 255L241 252H237ZM247 247H248V250H247ZM249 247H250V249H249ZM50 248L53 249L54 251L53 250L52 251H48ZM116 248H117V245H115V248L114 249H116ZM143 248H141V249L140 248H137V250L140 249L139 250L140 252L137 251L138 254L136 253L137 255L134 254V256H131L132 255L131 252H126V254L120 255V259L119 260H123V262H127L128 264H149L148 263L149 261H147V259H145L147 257L146 256L147 254L146 253L140 254L142 252L141 250ZM187 248H186V250H187ZM212 248H213V251H212ZM229 248H231V249H229ZM194 249H196V247ZM218 249H220V250H218ZM256 249H258V250H256ZM209 250H211V252ZM47 251H48V253H45ZM251 252H252V254H251ZM254 252H258L259 254L258 253L253 254ZM17 254H18V256H17ZM34 254L35 255L37 254L36 255L37 257ZM250 254L252 255V257H251L252 259L251 258L249 259V257L251 256ZM5 255H8V259H7V256H5ZM25 255H27V257L28 256L29 257L25 259ZM144 256H146V257H144ZM234 256H236V257L234 258ZM258 256L261 258V260H260V258H258ZM43 257H45L46 259L43 258ZM35 258H36L37 261L35 260ZM20 259L22 261L26 260L27 262L26 261L21 262ZM43 259L46 260V262H44ZM209 259H210V261H209ZM31 260H32V263H31ZM167 260H168L167 262L170 263V264H177V262H178L177 261V257L176 256L173 257V254L168 255ZM240 260H241V262H240ZM245 260H247V261H245Z\"/></svg>",
  "mask_w": 264,
  "mask_h": 264
},
{
  "label": "bare ground",
  "instance_id": "obj_2",
  "mask_svg": "<svg viewBox=\"0 0 264 264\" xmlns=\"http://www.w3.org/2000/svg\"><path fill=\"white\" fill-rule=\"evenodd\" d=\"M16 1V0H15ZM22 1V0H21ZM26 1V0H25ZM37 1V4H38V8L40 7V6H42V5H47V6H49L52 2H53V0H36ZM71 1V0H70ZM70 1H68V2H66L65 4H69L70 3ZM74 1V0H73ZM141 1V2H140ZM168 1V0H167ZM183 1V0H182ZM185 2L184 3H182V4H177V5H175V6H173L172 4H170V5H172L174 8H173V10H175V12L177 13V11H180V17H178L177 18V20L174 22V23H172V25H170L169 26V24H165L163 21V19H161L162 20V22H160V30H163V34H164V36L163 37H161L160 38V40H159V42L156 44V50H157V52H158V50L161 52V51H164V50H166L167 48H169V47H171L172 45L174 46V48L172 49V51H171V49H170V51L171 52H165L166 54L164 55V52L160 55V52H158V54L160 55H158L159 56V58H157V60L154 62L153 60H152V65L150 66V67H148V70H149V72H147V75H145L144 77H145V80L147 81L148 79H147V77L146 76H148L149 78L151 77V79H155L154 77H156V78H158L160 75H161V73L159 72V70H160V68L167 62V59L168 58H170L172 55L174 56L176 53H178L179 54V50H181V49H183V47H185V45H188L189 44V46L188 47H190V48H188L187 47V50H188V53L189 52H191V49H194L193 48V46H195L194 44H193V42H192V40L190 41V38L187 40V41H185V36L183 35V31H184V29H180V26H179V22H181L184 18V15H186V17H185V20H187V21H190L191 19H194V18H196L198 15L195 13H192L193 11H191L192 10V7H194L195 5L194 4H196V6L197 7H199L200 5H199V3H204V2H209L210 1V4H208V5H211L212 7L214 6H218L219 7V3H223V1L224 0H184ZM226 1V0H225ZM229 1H231V2H229L228 4H226L224 7H223V5L222 6H220V8L222 7L223 9L218 13V15H216L214 18H219V17H221V16H224V15H227V14H229V12H231V11H235V10H241V9H243V5H241L240 7H238L237 6V3L239 2H237V0H229ZM245 1H247V0H245ZM250 3L252 2V0H248ZM13 2V1H12ZM16 2H18V1H16ZM72 2V1H71ZM169 2H170V0H169ZM173 2V1H172ZM244 2V1H243ZM159 3V1L157 2H155V3H153V0H136L135 1V4H139L141 7H143V8H145L146 10H149V9H152V8H154L157 4ZM171 3V2H170ZM216 3H218V5H216ZM227 3V2H226ZM241 3V2H240ZM240 3L238 4V5H240ZM250 3H249V5H250ZM254 3H255V1H253V5H254ZM257 3V2H256ZM255 3V4H256ZM14 4V3H13ZM220 4V5H221ZM225 4V3H224ZM243 4H245V3H243ZM170 5L168 6V3H166V5L165 6H163V11L160 13V16H161V14L163 15V17L165 18V17H167L166 15H167V11L169 10V8H170ZM194 5V6H193ZM247 5V4H246ZM65 6H67V5H65ZM235 6H237L235 9L234 8H232V7H235ZM252 6V5H251ZM259 6V5H258ZM196 7V8H197ZM208 7H210V6H208ZM207 6H206V8H208ZM232 8V10H231V8ZM242 7V8H241ZM98 8H101V7H98ZM195 8V7H194ZM193 8V9H194ZM215 8H217V7H215ZM230 8V9H229ZM259 8V7H258ZM2 9V8H1ZM246 9V8H245ZM244 9V10H245ZM260 9V8H259ZM19 10V9H18ZM90 10V9H89ZM171 10V9H170ZM173 10H171V11H173ZM196 10V9H195ZM217 10H218V8H217ZM244 10H241V12L240 13H242V11H244ZM2 11V10H1ZM95 11V9L93 10H90V14H94L93 12ZM133 11V8H129L126 12H128L129 13V15L131 14V12ZM216 11V10H215ZM253 11V10H252ZM254 11H256V10H254ZM253 11V12H254ZM55 12H58L57 10H55ZM73 10L70 12V14H73ZM169 12V11H168ZM201 12H203V11H201ZM206 12V11H205ZM210 12V11H209ZM257 12V11H256ZM255 12V13H256ZM170 13V12H169ZM204 13V12H203ZM236 13H238V12H236L235 11V13H233V14H236ZM78 14V13H77ZM201 14V13H200ZM215 14H217V13H215ZM232 14V13H231ZM248 14V13H247ZM253 14V13H252ZM263 14V13H262ZM1 16V15H0ZM160 16H155L156 18L158 17H160ZM209 16V15H208ZM214 16V15H213ZM232 16V15H231ZM230 16V17H231ZM234 16V18L236 17L235 15H233ZM238 16H239V14H238ZM256 16V15H255ZM162 17V18H163ZM245 17V16H244ZM204 18H205V15H204ZM210 18V17H209ZM239 17H237V19H238ZM253 18V17H252ZM259 18H261V16L260 17H258V19ZM212 19H213V17H212ZM230 19V18H229ZM255 19V18H254ZM154 20H157V19H154ZM159 20V19H158ZM210 20V19H209ZM220 20H222V19H220ZM220 20L219 21H217V22H215V23H213L215 20L213 19V21L211 22L210 21V23H212V24H214V25H216V26H214V27H220V24H222L223 23V21L220 23ZM249 20V19H248ZM208 21V20H207ZM207 21H206V23H207ZM226 21V20H225ZM245 22H246V20H244ZM251 21V20H250ZM258 21V20H257ZM259 22V21H258ZM204 23V24H203ZM203 23H201L200 24V26H203L204 28L206 27V23L205 22H203ZM208 23H209V21H208ZM228 23V22H227ZM238 23V22H237ZM237 23H235V24H237ZM244 23V22H243ZM248 23H249V21H248ZM255 23V22H254ZM257 23V22H256ZM10 24V23H9ZM211 24V25H212ZM233 24V23H232ZM241 24V23H240ZM226 25V24H225ZM244 25V24H243ZM209 26V25H208ZM207 26V27H208ZM223 26V25H222ZM210 27H212V26H210ZM228 27V26H227ZM239 26L237 25V28H238ZM242 27V26H241ZM240 27V28H241ZM252 27V26H251ZM256 27V26H255ZM263 27V26H262ZM31 28H33V27H31ZM213 28V27H212ZM211 28V29H212ZM221 28V27H220ZM220 28H218L219 30H220ZM223 28V27H222ZM229 28H231V27H229ZM228 28V29H229ZM236 28V29H237ZM245 29H246V27H244ZM243 28V30H245ZM10 29V28H9ZM207 29H209V27L207 28ZM228 29H227V31L226 32H228ZM234 29V28H233ZM255 29V28H254ZM262 29H264V28H262ZM6 30V29H5ZM25 30V29H24ZM29 32H30V30H32V29H27ZM136 30V29H135ZM135 30H134V32H135ZM210 30V29H209ZM209 30L207 31V32H209ZM218 30V31H219ZM239 29H237V31H238ZM242 30V31H243ZM256 30V29H255ZM212 31V30H211ZM236 31V30H235ZM236 31V32H237ZM118 32L119 33H121L122 31H121V29H119L118 30ZM223 32V31H222ZM235 32V33H236ZM252 32V31H251ZM131 33H133L132 31H131ZM231 33L232 34H234L232 31H231ZM245 33V32H244ZM218 34V33H217ZM224 34V33H223ZM232 34H230V36L232 35ZM239 34V33H238ZM256 34V33H255ZM261 34L262 33H260V34H258L257 35V37L255 36V38H257L256 39V41L255 42H257V43H260V42H262V43H260V48L259 49H262V51H263V53H264V38H261ZM186 35V34H185ZM195 34H193V36H194ZM226 35V34H225ZM248 35V34H247ZM202 36H205V34L203 33L202 34ZM207 36V35H206ZM216 36V35H215ZM214 36V37H215ZM222 36V35H221ZM220 36V37H221ZM235 36H237V35H235L234 34V37ZM219 37V38H220ZM159 38V37H158ZM188 38V37H187ZM235 38H237V37H235ZM253 38V37H252ZM122 39V35H119L118 37H117V40L119 41V40H121ZM193 39V38H192ZM223 39V36L221 37V40ZM226 39V38H225ZM228 39V38H227ZM212 40V39H211ZM219 39H217L216 41H218ZM224 40V39H223ZM118 41H116V42H118ZM153 41V40H152ZM155 41V40H154ZM215 41V40H214ZM225 41V40H224ZM223 41V42H224ZM233 41V40H232ZM239 42V39L238 40H236V41H233L232 43H235V42ZM240 41H241V39H240ZM249 41V40H248ZM247 41V42H248ZM209 42V40L208 39H205V41H201L200 42V44H201V47H200V49L202 50V48H204L205 46H206V44ZM221 42V41H220ZM230 42V41H229ZM244 42V41H243ZM222 43V42H221ZM231 43V44H232ZM240 43V42H239ZM76 44V47L74 48V50L75 51H77V52H81L82 50L84 51L83 52V55H84V53L86 52V50H85V46L82 44V43H80V42H77V43H75ZM151 43L150 42H148V43H146V44H144V45H142V46H140V47H133L132 49H133V52H134V55L132 56V58L131 59H133V63L134 64H131V63H123L122 61H118L117 63H118V65H120L121 63H123L124 65L126 64L127 66H124L123 64H121L119 67L117 66V63H116V73L114 74V75H117V74H119L120 72H123V73H125V76L124 77H126V76H128V75H130L131 76V78H133L134 80H135V78L136 77H140V79H141V77H143V74H142V76L140 75H138V74H135L136 73V71H134V70H136V69H134V68H137V66L135 67L134 65H136V63L135 62H138L140 59H142V58H144L145 56H144V54H146V53H148L149 52V48H151V46H152V44H153V42H152V44L150 45ZM217 44V43H216ZM225 44V43H224ZM229 45L230 47L229 48H227V51L225 52L224 51V55H222L221 54V56L222 57H224V58H226L225 56H228L229 57V59L227 58V60H229V61H226L225 60V64L227 63V65H228V67L226 66V67H224L223 66V64H222V66L221 67H224V69L226 68V70H230L231 72H232V77L231 76H229V75H221L222 73H219V71L217 70H215V71H213L214 69H212L211 71H212V73H210L209 74V77H207L206 79L208 80H210V79H216L215 80V82L216 81H218L219 83H220V80L221 81H223V80H226V81H224L225 82V84H221L222 85V87H217V86H215V88L216 89H212L211 88V84L210 85H208V86H210V87H208L207 86V84H208V81L206 82L205 81V83H207L206 85H203V84H205L204 82H202L203 81V77H204V75L205 74H207V71H202L201 73L198 71H196L195 73L193 72H189V71H187V69L188 68H185V65H183L182 67L180 66V68H177V69H175L174 67L172 68V67H169L170 65H169V63H168V68L170 69V68H172L173 69V71L171 70H169L170 72H172V73H169L168 75H169V77H171L172 79L170 80L171 82L173 81V80H175L174 82H175V86H172V85H174V84H172L171 86L172 87H169V89H166V91L164 90V92H163V94L162 93H158L159 94V96L163 99L162 100V103L160 102V104H162L161 106H160V104H159V101H158V104H157V102H156V104H157V106H156V108L157 107H161L160 109H159V111L161 110H163L164 108L169 112V110H171V109H173V110H175L174 112L176 113L175 114V116H174V114H173V111L172 112H170L171 114H167V111H166V113L165 114H167V116L165 117V118H167V117H169V118H167V119H163L164 117H157L156 118V121L157 122H161V121H163L164 120V122H165V124H167V123H170V122H173L174 124H175V122H177V120H178V123H179V121H180V124L178 125V127H179V131H180V135L179 136H181V137H174V139L175 140H177V142L175 141V145L173 144L174 142V139L173 140H169V141H166V143H164L159 149H158V151H157V153L154 155V156H152L153 157V159L154 160H158V159H162V161H163V159H164V157H166V155H173V157L174 158H178L179 157V154H181L182 155V157L184 156V155H189V151H190V153H191V149L192 148H196L197 150H199V149H203L204 147H207V148H209L210 150L208 151V153L207 154H211L212 152H211V150H215L216 148H217V146L215 147V145H214V147H215V149H213L211 146H213V144L212 145H210V143H216V140H217V144L216 145H218L220 148H222L223 149V153L225 152V151H229V149H231V148H236L237 149V151L239 152V148H240V154L241 153H244V155H242L241 157L243 158L242 160H244V161H246V162H248V165H243L242 164V162L240 163V162H238V163H233L234 161H230V159H227L225 156H226V154L225 155H220L219 156V153H218V149H219V147L215 150V152H213L212 153V156L210 157L211 159H210V161L212 160L213 162H214V159L215 158H219L217 161H215L213 164H214V167H215V169H212V170H217L218 169V167L219 166H221V168H223V170H219L218 172L219 173H221V174H227L228 173V176L229 177H232V176H234V175H236V176H239L238 178H244V177H246V176H251V177H254V175H255V179H257V178H263L264 177V132L262 133V134H259L258 132H256L255 131V128L253 127V125H254V123L256 122L257 123V125H261V126H264V119H263V117H264V114L263 113H261V115H259L260 113H259V105H260V103L264 100V76H263V74L264 73H262V72H260V71H256L255 73H250L251 71H252V69H251V71L250 72H248L249 70H247V68H246V70H243V69H245L244 67L245 66H247L246 65V60L247 59H249V57H250V55L252 54V53H246L245 52V50H242L243 48H242V45H240V46H238V45H236L237 47H232L231 48V46L232 45ZM241 44H242V41H241ZM252 44V43H251ZM208 45V44H207ZM247 45V44H246ZM154 46V45H153ZM226 46V45H225ZM235 46V45H234ZM249 46V45H248ZM255 46V45H254ZM258 46V45H257ZM220 47H222V46H220ZM224 47V46H223ZM259 47V46H258ZM207 48V47H206ZM242 48V49H241ZM253 48V47H252ZM131 49V48H130ZM184 50H186L185 48H184ZM204 50V49H203ZM166 51H169V50H166ZM200 51V50H199ZM253 51V50H252ZM76 52V53H77ZM156 52V51H155ZM187 51H185V59H186V57L188 56V53H186ZM193 52V51H192ZM191 52V53H192ZM200 52H203V51H200ZM200 52H198V54L200 53ZM248 52H251V51H248ZM255 52V51H254ZM259 52H260V50H259ZM258 52V50H257V52H255L256 54H258L259 53ZM75 53V52H74ZM197 53V52H196ZM254 53V54H255ZM263 53H259V54H263ZM177 54V55H178ZM182 54H183V51H182ZM181 54V55H182ZM187 54V55H186ZM190 54V53H189ZM204 54H205V51H204ZM204 54H203V56H204ZM209 54V53H208ZM255 54V55H256ZM170 55V56H169ZM179 56V58H180V55H178ZM194 56H196L195 54H194ZM193 56V57H194ZM198 56H200V55H198ZM213 56V55H212ZM217 56V55H216ZM221 56H219L220 57V59H222V57ZM263 56V55H262ZM176 57V56H175ZM215 57V56H214ZM218 57V58H219ZM258 57V56H257ZM256 57V58H257ZM146 58V57H145ZM173 58V57H172ZM183 59L181 60L182 62L185 60L184 59V57H182ZM200 58V57H199ZM198 58V59H199ZM204 58H208V55H206L205 54V57ZM218 58H215V60L218 62L219 61V59ZM254 58L255 57H253V59L252 58H250V59H252V60H254ZM259 58H261V56L259 57ZM259 58H257V59H259ZM154 59H155V57H154ZM171 59V58H170ZM174 59V58H173ZM181 59V58H180ZM179 59V60H180ZM191 59H192V57H191ZM218 59V60H217ZM249 59V60H250ZM256 59V60H257ZM118 60H119V58H118ZM169 60V59H168ZM176 60V59H175ZM188 60H189V57H188ZM187 60V61H188ZM200 60V59H199ZM206 61H204L201 65H203V66H205V65H211L214 61H209L210 59L208 58V59H205ZM248 60V61H249ZM130 61H132V60H130ZM173 61V60H172ZM176 61H178V59L176 60ZM186 61V60H185ZM184 61V62H185ZM186 61V62H187ZM247 61V62H248ZM259 61V63H262V61L261 60H258ZM264 61V60H263ZM109 62V61H108ZM125 62V61H124ZM171 62V61H170ZM175 62V61H174ZM182 62H180V61H178V64H180L181 63V65H182ZM184 62H183V64H184ZM192 61H190V63H191ZM195 62V61H194ZM210 62V63H209ZM172 63V62H171ZM177 63V62H176ZM188 63V62H187ZM198 63V62H197ZM216 63V62H215ZM264 63V62H263ZM130 64V65H129ZM175 64V63H174ZM189 64V63H188ZM192 64V63H191ZM198 64H200V63H198ZM220 64V65H221ZM251 64V63H250ZM254 64V63H253ZM257 64V63H256ZM197 65V64H196ZM195 65V66H196ZM200 65V66H201ZM217 65V64H216ZM219 65V66H220ZM263 65V64H262ZM32 66V65H31ZM50 66V65H49ZM105 65H102V66H98L99 68H97L94 72H91V73H89V74H86L87 72H84V74H86L85 76H84V78H86V79H88V80H92L93 78H95L96 79V81H97V78H98V76L97 75H99L101 72H102V70L101 69H103V74H105V73H109V71L110 70H112L111 68H109L110 66H108V65H106V67H104ZM108 66V67H107ZM114 66V65H113ZM140 66V65H139ZM148 66V65H147ZM165 66H166V64L163 66L164 68H165ZM172 66V65H171ZM175 66H176V64H175ZM178 66V65H177ZM187 66H189V65H187ZM191 66V65H190ZM194 66V67H195ZM214 66H215V64H214ZM250 66V65H249ZM253 66H256V65H253ZM260 66V65H259ZM258 66V67H259ZM27 67H28V65H27ZM26 67V68H27ZM101 67H104V68H101ZM111 67H112V65H111ZM197 67V66H196ZM213 67V66H212ZM218 66H215V69L217 68ZM258 67H256V68H258ZM263 67V66H262ZM29 68V67H28ZM28 68L26 69V70H28ZM107 68H108V70H107ZM190 68V67H189ZM200 68V67H199ZM205 68H206V66H205ZM207 68H209V66L207 67ZM214 68V67H213ZM219 68V67H218ZM249 68H251V67H249ZM25 69V68H24ZM24 69L22 68V71H24ZM162 69V68H161ZM194 69V68H193ZM220 69V68H219ZM261 69V68H260ZM18 70H20V69H18ZM165 70V69H164ZM188 70H190V69H188ZM192 70V69H191ZM190 70V71H191ZM199 70V69H198ZM21 71V72H22ZM147 71V70H146ZM238 71H239V73H238ZM264 71V70H263ZM18 72V71H17ZM158 72H159V74H158ZM163 72V71H162ZM168 72V71H167ZM166 72V73H167ZM236 72L238 73V74H236ZM12 73V72H11ZM101 73V74H102ZM126 73L128 74V75H126ZM223 73L225 74V71H223ZM228 73V72H227ZM230 73V72H229ZM258 73H262V76H259V74ZM122 74V73H121ZM120 74V75H121ZM236 74V75H235ZM123 75V74H122ZM136 75H138V76H136ZM104 76V75H103ZM112 76V75H111ZM130 76L128 77L129 79H130ZM162 76V75H161ZM167 76V75H166ZM206 76V75H205ZM214 76H215V78H214ZM236 76H237V80H236ZM162 77H165V76H162ZM100 78V77H99ZM98 78V79H99ZM103 78V77H102ZM107 78V77H106ZM118 78V77H117ZM120 78V77H119ZM118 78V79H119ZM127 78V77H126ZM238 78H239V80H238ZM112 79V78H111ZM124 79V78H123ZM133 79H131V80H133ZM143 79V78H142ZM160 79V78H159ZM163 79H165V78H163ZM223 79V80H222ZM109 80V78L106 80V81H108ZM130 80V81H131ZM136 80H139V78H137ZM155 80H157V79H155ZM96 81H94L93 83H95ZM105 81V82H106ZM142 81V80H141ZM140 81V82H141ZM148 81H150V79L148 80ZM148 81H147V83H148ZM152 81V80H151ZM165 81V80H164ZM168 81V80H167ZM170 81L168 82V83H170ZM214 81V80H213ZM75 82V81H74ZM109 82V81H108ZM119 82V81H118ZM133 82V81H132ZM143 82H145V81H143ZM154 82V81H153ZM153 82H150V83H153ZM156 82V81H155ZM154 82V83H155ZM160 82L162 83L163 82V80L162 81H157V83H155V84H153V85H156V84H159L160 85ZM202 82V85L200 84ZM210 82V81H209ZM91 83H92V81H91ZM92 83V84H93ZM111 83H113V80H112V82ZM111 83H109V84H111ZM123 83V82H122ZM146 83V82H145ZM147 83H146V86H140V91L142 92V93H144V92H146V90H147V88H149L148 86H147ZM173 83V82H172ZM74 84V83H73ZM90 84V83H89ZM88 84V85H89ZM96 84V83H95ZM95 84H93V86L95 87L96 85ZM104 84V83H103ZM103 84H100L101 85V89H102V85ZM108 84V83H107ZM107 84H105L106 86H107ZM108 84V85H109ZM137 84H138V82H137ZM144 84V83H143ZM143 84H141V85H143ZM165 84V83H164ZM199 84H200V86H199ZM212 84H214V83H212ZM75 85H76V83H75ZM75 85L73 86L74 88H75ZM98 85V84H97ZM114 85V84H113ZM113 85H111V87H110V89L112 88V86ZM133 85V84H132ZM132 85H131V87H132ZM148 85H149V83H148ZM152 85V84H151ZM168 85V84H167ZM105 86V87H106ZM117 86V85H116ZM122 86V85H121ZM130 86V85H129ZM129 86H126V87H123L124 89H126L127 87H129ZM199 86V87H198ZM104 86H103V89L105 88ZM108 87V86H107ZM133 87H136V86H134L133 85ZM147 87V88H146ZM153 87H155V86H153ZM168 87V86H167ZM76 88H77V85H76ZM109 88V87H108ZM118 88V87H117ZM137 88V87H136ZM199 88V89H198ZM70 89V88H69ZM107 88H105V90H106ZM131 89V88H130ZM133 89V91H134V88H132ZM138 89V90H139ZM76 90V89H75ZM105 90H104V92H105ZM121 90V89H120ZM126 90H128V88L126 89ZM137 90V89H136ZM136 90H135V92H136ZM137 90V91H138ZM201 92H200V91ZM110 91V90H109ZM108 89H107V94H108ZM117 91V90H116ZM115 91V96H117V95H119L121 92L120 91H117L116 92ZM140 91H138L137 93H139ZM203 91V92H202ZM68 92V91H67ZM120 92V93H119ZM125 92V91H124ZM140 92V93H141ZM162 92V91H161ZM198 92H200V93H198ZM208 92V93H207ZM71 93H73V95L75 96L76 94H74V92H72L71 91ZM119 93V94H118ZM133 93V92H132ZM132 93H131V95H132ZM139 93V96H141V94ZM192 93H194V97L193 98H191V97H189ZM205 94L206 96L202 99L203 101H202V103H200V104H198V106L195 108V109H193V108H191V109H193V110H189V107L190 106H195V105H190L191 104V102H192V100L194 99H196V100H198V99H200L201 98V95L200 94ZM63 94V93H62ZM127 94H130V91H129V93L127 92ZM157 94V95H158ZM164 95V96H162V95ZM174 94H176V96L174 95ZM59 95V94H58ZM67 95V94H66ZM113 95H114V93H113ZM133 95H136V94H133ZM138 95V94H137ZM136 95V96H137ZM156 94H155V96H157ZM197 95V96H196ZM1 96V95H0ZM136 96H133V97H136ZM139 96L138 97H136V98H138L139 99ZM142 96H144L142 99H144V98H146V96H145V93L142 95ZM154 96V97H155ZM71 98H72V96H70ZM102 98H103V96H101ZM100 97V98H101ZM107 97V96H106ZM105 96H104V98H106ZM154 97H152V98H154ZM74 98V97H73ZM99 98V99H100ZM101 98V99H102ZM103 98V99H104ZM110 98H112V97H110ZM128 97H126V98H124L125 99V101H126V99H127ZM130 98V97H129ZM157 98L158 99H160L158 96H157ZM155 99V101L156 100H158V99ZM98 99V98H97ZM102 99V100H103ZM122 100H124L123 98H121ZM120 99V100H121ZM148 99V98H147ZM153 99V100H154ZM254 99H258L259 101H254ZM73 100H75V99H73ZM73 100H71V102L73 101ZM128 100V99H127ZM130 100H131V98H130ZM145 100V99H144ZM193 100V101H194ZM104 101H106V102H104V103H107V101H109L108 100V98L106 99V100H104ZM113 101V100H112ZM150 101H151V99H150ZM155 101H153V102H155ZM161 101V100H160ZM210 101H214L213 102V104H211L209 107H206L207 106V104H208V102H210ZM69 100H66V102H64V106L66 107L65 109H63V110H67V108L69 107V108H71V106H73L74 108L76 107V106H74V105H76L77 104V108L79 109V105H80V103H79V105H78V103H74L73 105H71L72 103H71ZM85 103H88V105H87V108L88 107H90L91 108V106H92V103L93 102H91V101H84V99L82 100V102H81V105L83 104V106L82 107H84L85 106ZM103 103V102H102ZM123 104H124V102H122ZM134 103V102H133ZM110 104V103H109ZM132 104V103H131ZM131 104L130 105H128V106H131ZM152 104V103H151ZM261 104H263V106H264V103H261ZM71 105V106H70ZM108 105V104H107ZM112 105V104H111ZM144 105H146V104H144ZM143 105V106H144ZM147 105H149V104H147ZM154 105V104H153ZM152 105V106H153ZM163 105L165 106V107H163ZM183 105H189V107L188 106H183ZM218 105H221V107H217ZM231 105L233 106V105H235V107L233 108V110H230V107H231ZM183 106V108L184 109H186L187 107V109L186 110H184V109H182L183 111H180V112H178L179 111V108H181ZM262 106V105H261ZM72 107V108H73ZM122 107V106H121ZM148 108H149V106H147ZM147 107H143L144 109L142 110L143 112H144V114L146 115H149L150 113L151 114H153L154 115V113H155V108H151V105H150V109H148ZM162 107H163V109H162ZM206 107V109H204ZM64 108V107H63ZM73 108V109H74ZM77 108H75V110L77 109ZM130 108V107H129ZM128 108V109H129ZM137 108H139L140 109V107H137ZM137 108H135V109H137ZM142 108V107H141ZM218 108V109H217ZM264 108V107H263ZM263 108H260L261 110L263 109ZM5 109V108H4ZM26 109V108H25ZM89 109V108H88ZM113 109H117L116 107L115 108H113ZM119 109V108H118ZM125 109V108H124ZM213 109H216L217 111L215 112V113H212L211 111L213 110ZM242 109H245V112L243 113V115H248V114H252L253 115V112L255 113L256 111V113L254 114V116H253V118H252V120H249L248 119V123H247V125H244V126H242V122H244V119L240 122V117H237V114H239V115H241V113H242ZM0 110H3V108H1L0 107ZM26 110H30V109H26ZM69 110V109H68ZM85 110H86V108H85ZM90 110V109H89ZM100 110V109H99ZM115 110H114V113H115ZM121 110V109H120ZM120 110H119V113H121L120 112ZM123 110V109H122ZM163 110V111H164ZM199 110L200 111H203L201 114L199 113ZM31 111V110H30ZM70 111V110H69ZM82 111H83V109H82ZM88 111V110H87ZM125 111V110H124ZM130 111V110H129ZM133 111V110H132ZM136 111V110H135ZM138 111V110H137ZM158 111V109L156 110V112ZM158 111V112H159ZM264 111V110H263ZM29 112V111H28ZM63 112H65V111H63ZM79 112H80V110H79ZM99 112V111H98ZM143 112H141V113H143ZM157 112V113H158ZM179 114H178V113ZM36 113V112H35ZM50 113V112H49ZM67 113V112H66ZM66 113H65V117H66ZM84 113L86 114V112L84 111ZM88 113V112H87ZM94 113H95V111H94ZM97 113V112H96ZM118 113V114H119ZM135 113V112H134ZM140 113V114H141ZM163 113V112H162ZM26 114V113H25ZM30 114V113H29ZM77 114L79 115L80 113H78L77 112ZM76 114V116H78ZM81 114L82 115H79V116H82L83 117V113L81 112ZM125 114V113H124ZM139 114V115H140ZM151 114L149 115L150 117H152L151 116ZM164 114V115H165ZM26 115H28V114H26ZM38 115V114H37ZM50 115V114H49ZM92 115H93V113H92ZM121 115V114H120ZM131 115V114H130ZM129 115V116H130ZM133 115V114H132ZM156 115V114H155ZM174 117H173V116ZM47 116V115H46ZM58 116V115H57ZM76 116H73L72 117V119L71 118H69L68 116V118L69 119H71V120H75L76 118L77 119H80V118H78V117H76ZM85 116V115H84ZM149 116H148V118H149ZM180 117L179 119H177V117ZM251 116V115H250ZM38 117H39V115H38ZM44 117H45V115H44V113L42 114V115H40V122L39 123H37L38 124V127L41 125V123L42 124H47L48 123V117H46L47 118V120H45L44 119ZM52 117V119H53V116H51ZM50 117V118H51ZM59 117V116H58ZM60 117H63V114H61L60 115ZM64 117V118H65ZM71 117V116H70ZM74 117H76L75 119H74ZM87 117V116H86ZM91 117V116H90ZM96 117V116H95ZM101 117V116H100ZM106 117V116H105ZM117 117V116H116ZM130 117H132V116H130ZM140 117V116H139ZM142 117V116H141ZM139 118V119H143V118ZM143 117H144V115H143ZM241 117H242V115H241ZM249 117V116H248ZM252 117V116H251ZM22 118V116H20L19 117V119H21ZM35 118V117H34ZM54 118H55V116H54ZM93 118V117H92ZM113 118V117H112ZM112 118H110V120L112 119ZM118 118V117H117ZM116 118V119H117ZM154 118V116L152 117V119ZM58 119V118H57ZM68 119V120H69ZM86 118H84L83 120H85ZM88 119H90L89 117H88ZM115 119V118H114ZM155 119V118H154ZM238 119V120H237ZM30 120H34L33 118H27L26 117V121H30ZM44 120H45V122H44ZM59 120V119H58ZM62 120H63V118H62ZM67 119H66V121L65 122H67L68 121ZM91 120V119H90ZM90 120L88 121L89 122V124L88 125H90ZM144 120V119H143ZM70 121V120H69ZM86 121V120H85ZM92 121H94V120H92ZM96 121V120H95ZM113 121V120H112ZM124 121V120H123ZM135 121H137V120H135ZM141 121V120H140ZM139 120L137 121V122H132V120H131V122L132 123H129L128 122V124H129V127H132L133 128V126H134V130H136V131H138V133H142V134H146V132H147V129H144L146 126H147V124L146 125H138V122H140ZM148 121V120H147ZM44 122V123H43ZM57 122V121H56ZM65 122H64V124H65ZM73 122V121H72ZM80 122V121H79ZM78 122V123H79ZM84 122V121H83ZM110 122V121H109ZM106 123V124H102L101 123V125L100 126H96L95 124L97 123H95V124H93V125H95V127H93V125H91L92 126V128H94V129H92L91 127H90V129H92V130H90L89 129V127H88V129H89V131H95V134L93 133V135H91L92 137H94V135H96L93 139H98L99 138V140L102 138V140L103 139H105V141L104 142H100L101 143V147H99L98 148V146H96V144H98V143H95V141L96 140H93L92 139V137L90 136V135H88L89 137H87V140H88V142L90 141V142H93V143H95V144H93L94 146H96L97 147V150L96 151H94V152H96V153H94V154H97L95 157L93 156V158H92V161H93V159H97V158H101L102 160L104 159V158H102V157H104V156H106L107 158H110V159H112V158H114V157H124V155H128L126 152L124 153V154H120V155H115V151H117V148L119 147V145H118V147L114 150V148H113V150H112V154H108V147H109V150L111 149L110 148V144H108V143H112L111 141H114L115 139H117L116 137H115V135H114V133L116 132L117 133V130L120 128V126H118L119 128H115V127H117V126H115V125H113V126H115V127H111V128H109V125H110V123ZM117 122V121H116ZM51 123V122H50ZM50 123H48V124H50ZM54 123V122H53ZM69 123V122H68ZM86 124H87V121L85 122ZM84 123V125H86ZM145 123V122H144ZM148 124H149V121L147 122ZM151 123V122H150ZM37 124H36V126H34V125H32L31 127H29V130L31 131V130H39V128H37ZM54 124H57V123H54ZM59 124V123H58ZM61 124V123H60ZM70 124V123H69ZM68 124V125H69ZM77 124V123H76ZM75 124V125H76ZM98 124V123H97ZM119 124V123H118ZM140 124V123H139ZM164 124V123H163ZM174 124H173V126H174ZM50 125H52V124H50ZM78 125V124H77ZM76 125V126H77ZM176 125V124H175ZM225 125H227V126H225ZM61 126V125H60ZM74 126V125H73ZM158 126V125H157ZM225 126V127H224ZM247 126V127H246ZM261 126H260V128H261ZM37 129H36V128ZM48 127H50L49 125H48ZM48 127H45L46 129H48ZM52 127V126H51ZM68 127V126H67ZM154 127V126H153ZM57 129H58V127H56ZM77 128V127H76ZM155 128V127H154ZM162 128H163V126H162ZM161 128V129H162ZM237 128H240V130H241V134L239 135L238 133V131L236 130ZM40 129H42V127L40 128ZM57 129H55V130H57ZM70 129V128H69ZM127 129H128V127H127ZM160 129V130H161ZM177 129V128H176ZM49 130V129H48ZM58 130H61V127L58 129ZM121 130V129H120ZM119 130V131H120ZM174 130V129H173ZM107 131V132H106ZM108 131H111L110 133H111V135L110 136H108V137H106L107 136V134L106 133H108ZM133 131V130H132ZM136 131H133V132H136ZM178 131V132H179ZM261 131H264V128H262V130ZM32 132V131H31ZM38 132V131H37ZM59 132H61V131H59ZM67 132V131H66ZM66 132L64 133V134H66ZM81 133H82V131H80ZM80 132H78L80 135L79 136H81V133ZM83 132H85L84 134H86V130L85 131H83ZM88 132V131H87ZM91 132H89L90 134H91ZM132 132V134H134ZM152 132H154V131H152ZM169 132V131H168ZM171 132H173V131H171ZM29 134H30V132H28ZM36 132H34V134H35ZM47 133V132H46ZM62 133V132H61ZM70 133H72V132H70ZM78 133H74L75 135H77ZM115 133V134H116ZM137 133V134H138ZM39 134V133H38ZM55 134V133H54ZM68 134V133H67ZM73 134V135H74ZM83 133H82V137L81 138H79V139H81L82 140V138H83V135H84ZM106 134V135H105ZM148 134H150L149 136H151V133H149L148 132ZM31 135H32V133H31ZM30 135V136H31ZM35 135H37V134H35ZM63 135V134H62ZM61 135V136H62ZM72 135V136H73ZM74 135V136H75ZM113 135H114V137H115V139H114V137H113ZM147 135V134H146ZM166 135V134H165ZM56 136V135H55ZM58 136V135H57ZM59 137V140L60 139H62L63 138V136L62 137ZM71 136V137H72ZM73 136V137H74ZM78 135H77V137H79ZM86 136V135H85ZM136 136V135H135ZM134 136V137H135ZM143 136V135H142ZM148 136V135H147ZM178 136V135H177ZM31 137H35L34 135L33 136H31ZM64 137H66V135L64 136ZM73 137H72V140H73ZM120 137V136H119ZM53 138V137H52ZM75 138H76V136H75ZM152 138H154V137H152ZM151 138V139H152ZM180 138V139H179ZM47 139V138H46ZM71 139V138H70ZM78 139V140H79ZM114 139V140H113ZM135 139V138H134ZM133 139V137H132V139L131 140H134ZM163 139V138H162ZM182 139V140H181ZM68 139H65V141H67ZM76 140V139H75ZM80 140V142H76V144H72V145H70L69 146V151H73V149H79V148H76V147H78V146H80V147H82L81 145L82 144H84V142H86V144H90V142L89 143H87V141H85L86 140V138L84 139L83 138V140L81 141ZM93 140V141H92ZM131 140H128V141H130V143H131ZM180 140V141H179ZM42 141V140H41ZM64 141V140H63ZM116 141V140H115ZM118 141V140H117ZM215 141V142H214ZM97 142V141H96ZM171 142H173L172 144H171ZM251 142V143H250ZM116 143V142H115ZM129 143V142H128ZM133 143H134V141H133ZM190 144V146L192 145L193 147L190 149V150H188V148L187 147H189V145L187 146V144ZM225 143H226V145H225ZM86 144L85 145H83V147L85 146V148L87 147L86 146ZM92 144V143H91ZM118 144V143H117ZM137 144V143H136ZM136 144L133 146V144H131V146L132 147H134V154H136L135 156H137V154H139V156H141L142 154L144 155V153L145 152H142V148H139V149H135V146H136ZM147 144V143H146ZM153 144V143H152ZM162 144V143H161ZM205 144V145H204ZM16 145V144H15ZM109 145V146H108ZM112 145V144H111ZM115 145V144H114ZM113 145V146H114ZM127 145V144H126ZM143 145V144H142ZM142 145L140 146V147H142ZM153 145H155V144H153ZM210 145V147L212 148H210V147H208ZM22 146H23V144H22ZM121 146V145H120ZM27 147V146H26ZM75 147V148H74ZM82 147V150L84 149ZM93 147V146H92ZM132 147H130V148H132ZM144 147H146L145 145H143V148ZM151 147V146H150ZM25 148V147H24ZM95 148V147H94ZM123 148V147H122ZM130 148L128 149V150H130ZM147 148H149L148 146H147ZM190 148V147H189ZM21 149H23V148H21ZM57 148L55 147H53V150H56ZM96 149V148H95ZM94 149V150H95ZM120 151H121V149L120 148H118ZM152 149H154V148H152ZM236 149H234V151L236 150ZM49 150V149H48ZM80 150V149H79ZM81 150V151H82ZM87 150V149H86ZM89 151L91 150V148H89L88 149ZM92 150H93V148H92ZM126 149H124V151H125ZM149 150H150V148H149ZM155 150V149H154ZM208 150V149H207ZM220 150V149H219ZM52 151V150H51ZM57 151V150H56ZM111 151V150H110ZM113 151H114V153H113ZM123 151V150H122ZM131 151V150H130ZM143 151H146L145 149L143 150ZM221 151V150H220ZM38 152V151H37ZM59 152V151H58ZM57 152V153H58ZM86 152H88V151H85V149H84V152H79L78 154L79 155H82V154H84V155H86L85 153ZM149 152V151H148ZM148 152L146 151V154H145V156L147 157H150L149 155H147L148 154ZM237 152V153H238ZM21 153V152H20ZM40 153V152H39ZM48 153V152H47ZM50 153V152H49ZM52 153V152H51ZM56 152H54V153H52V155H56L57 154ZM71 153V152H70ZM90 154H91V152H89ZM123 153V152H122ZM177 154V153H179V154H177L178 155V157L175 155L174 156V154ZM195 153V152H194ZM205 153H206V151H205ZM221 153V152H220ZM234 153V152H233ZM237 153H235V156H236V154ZM239 153H238V155H239ZM13 154V153H12ZM41 154V153H40ZM90 154H87V156H89ZM92 154H93V152H92ZM92 154H91V157H92ZM133 153H131V155H132ZM133 154V155H134ZM141 154V155H140ZM228 154H231V152L230 153H228ZM7 155V154H6ZM9 155V154H8ZM31 155L32 154H26V158H31ZM51 155V154H50ZM72 155V154H71ZM130 155V154H129ZM130 155V156H131ZM142 155V156H143ZM202 154L200 153V156H201ZM206 155V154H205ZM34 156V153H33V155H32V157ZM65 156V153H62V157L61 158H63ZM145 156H144V158H145ZM195 156V155H194ZM193 156V157H194ZM200 156H197V157H200ZM230 158L231 157H233L234 155L232 154L231 156L230 155H228ZM240 156V155H239ZM239 156H238V158H239ZM6 157V156H5ZM5 157H3V158H5ZM24 157V159L26 160V158ZM52 157V156H51ZM54 157V156H53ZM129 157V156H128ZM128 157H127V159H128ZM19 158V157H18ZM38 158V157H37ZM106 158V159H107ZM134 158V157H133ZM138 158V157H137ZM180 158V157H179ZM201 158V157H200ZM199 158V159H200ZM237 158V157H236ZM235 158V159H236ZM237 158V159H238ZM2 159V158H1ZM0 159V175H3V171L8 167V165L10 164L12 167H14L15 166V164L17 165V163L20 161V165H21V160L19 159V161L17 162V161H15V162H11V161H8L9 160V158H8V160H7V157L4 159V161H3V159L1 160ZM15 159V158H14ZM16 159H17V157H16ZM15 159V160H16ZM32 159H34V158H31V160ZM36 159V158H35ZM34 159V160H35ZM53 159V158H52ZM84 159L86 160V158L84 157ZM126 159V160H127ZM152 159V158H151ZM175 159V160H176ZM191 159H192V157H191ZM198 159V158H197ZM197 159H196V161H197ZM236 159V161H238ZM241 159V158H240ZM7 160V161H6ZM10 160H12V159H10ZM169 160V159H168ZM174 160V159H173ZM181 160H184L183 158L181 159ZM181 160H179V162L181 161ZM232 160V159H231ZM23 161V160H22ZM48 161H50V159L49 160H46L45 162H44V166H45V164H46V162H48ZM79 161H82L83 162V160H79ZM116 161H118V160H116ZM116 161L115 160H113L112 159V161H109L108 162V164H111V166H109V169L107 170L106 169V171H102L101 173H97L96 175V177L94 176V178L92 177H90L89 179H87L85 182L83 181L81 184H82V186H83V183H84V188L83 189H86L85 188V186H87L88 185V183L90 184V182H92L91 183V186H90V188H91V190L90 191H87L86 192V195L85 196H83V197H87L86 199L88 200V199H92V200H94L95 201V199H94V197H96L97 195L99 196V195H102V194H100L101 193V191L102 190H104V188H105V186L107 185H109L110 187H107L108 188V190L109 191H107L106 192V190H105V192H106V194H107V196H109V197H106L105 198V200L107 199V198H110L111 200L112 199H114L115 200V197L117 196V191H116V187L115 188H113V190L111 189L112 187H113V183H112V181L110 180H108L107 181V179H105L104 180V182H103V178L107 175V174H109L110 172H112V171H115L114 169H116L114 166L116 165L117 166V164H116ZM138 161V160H137ZM142 161V160H141ZM140 161V162H141ZM149 161V160H148ZM151 161V160H150ZM196 161H195V163H196ZM198 161H200V160H198ZM235 161V162H236ZM243 161V162H244ZM252 161V162H251ZM27 162V161H26ZM81 162V163H82ZM101 162V161H100ZM119 162V161H118ZM123 162V161H122ZM127 162V161H126ZM126 162H124V163H126ZM139 162V161H138ZM139 162V163H140ZM153 162V161H152ZM171 162V161H170ZM174 162V161H173ZM176 162V161H175ZM183 162V161H182ZM181 162V163H182ZM203 162V161H202ZM30 163V162H29ZM73 163V162H72ZM105 163H106V161H105ZM149 163V162H148ZM165 163V162H164ZM167 163H169V162H167ZM191 163V162H190ZM4 164H7V167L6 166H4ZM26 164V163H25ZM39 164H42V163H39ZM67 164H69L68 165V170L70 169V163L68 162ZM123 163H121V165H122ZM180 164V163H179ZM183 164V163H182ZM212 164V163H211ZM246 164V163H245ZM249 164H251V165H253L252 167H251V165H249ZM22 165H23V163H22ZM103 165H104V163H103ZM106 165V164H105ZM137 165V164H136ZM136 165H133L134 167L136 166ZM139 166L141 165V163L140 164H138ZM148 165V164H147ZM152 165V164H151ZM151 165H148L149 167H148V170L147 169H144V167H142V174H144V177L147 179V177H149V176H147L146 177V175H148L146 172H148L149 173V171L152 173V171H155V170H152L153 168L152 167H150ZM177 165H178V162H177ZM184 165V164H183ZM193 165H195V164H193ZM192 165V166H193ZM198 165V164H197ZM196 165V166H197ZM203 165H205V162H204V164ZM206 165H207V162H206ZM218 165V166H217ZM25 166V165H24ZM24 166H21L22 168L24 167ZM44 166H41L40 165V167H38L39 168V170L41 169V167H42V169L44 168ZM101 166V165H100ZM154 166V165H153ZM181 166V165H180ZM194 167L193 166V168H198V167ZM212 166V165H211ZM4 167H6V168H4ZM18 167V166H17ZM20 167V168H21ZM86 167V166H85ZM95 167H97V166H95ZM118 167V166H117ZM130 168H133V169H135V168H137V167H131V165L129 166ZM186 167V166H185ZM183 168V169H186V168ZM16 168V167H15ZM15 168H13L14 170H16ZM19 168V169H20ZM21 168V169H22ZM27 168V167H26ZM37 168V169H38ZM72 168V167H71ZM84 168V167H83ZM87 168V167H86ZM140 168V167H139ZM138 168V169H139ZM145 168H147V166L145 167ZM152 168V169H151ZM180 168H182V167H180ZM193 168H191V169H193ZM12 168H11V170H13ZM32 169V168H31ZM65 169H66V167L64 166V167H62V169H59V170H57L56 172H55V175H57V174H64L63 173V171L65 172ZM74 169V168H73ZM128 169V168H127ZM126 169V170H127ZM150 169V170H149ZM204 171V169L201 167V168H199V170L196 172V171H194V172H196V174L198 175L197 177L198 178H201V177H203V175H204V173L206 172V169H205V172H203L202 170ZM9 170H10V166H9ZM26 169L24 168V171H25ZM67 170V169H66ZM72 170V169H71ZM77 170H78V168H77ZM96 170V168L94 169V170H85V171H83V173H82V175H84V174H86L87 172L89 173V172H91V174H93V172ZM141 170V169H140ZM229 170V171H228ZM7 170H5L4 172H6ZM18 171V170H17ZM19 171H23V170H19ZM19 171H18V173H17V175L15 174V177L14 178H16V179H19V178H17V177H19L18 176V174H19ZM27 171H29V169L27 170ZM36 171V170H35ZM74 171H75V169H74ZM120 171V170H119ZM130 171V170H129ZM133 171V170H132ZM136 171V170H135ZM182 171V170H181ZM180 171V169H178L177 167H172V165H171V163L168 165V164H165L164 165V167H163V169L161 170V175H163V174H166V173H169V175L171 174V176H170V178L171 179H168L169 180V182H167V183H172L173 181H175V179H179L178 181H181L180 179L182 178V180H184L185 178H183L182 177V175H185V174H180L179 175V173L181 172ZM8 172V171H7ZM10 172H11V174H10ZM10 172H8L10 175H12V173L14 172H12V171H10ZM20 172V174L22 175L23 173H21ZM69 172H70V170H69ZM69 172H66L63 176L66 178H64L63 177V181H66V180H68L69 178H67V175H70L71 173H73L72 171L70 172V174H68ZM127 172H128V170H127ZM189 172V171H188ZM191 172V171H190ZM214 172V171H213ZM15 173H16V171H15ZM37 173V172H36ZM47 173L49 174V171H47ZM75 173V172H74ZM87 173V174H88ZM123 173V172H122ZM139 173V175L141 174L140 173V171L138 172ZM181 173H184V172H181ZM186 173V172H185ZM211 173V172H210ZM216 173V172H215ZM214 173V174H215ZM219 173H217V174H219ZM5 174V173H4ZM9 174H7L8 176H10ZM27 174V173H26ZM25 174V175H26ZM38 174V173H37ZM45 175H46V173H44ZM67 174V175H66ZM80 174V173H79ZM86 174V175H87ZM95 174V173H94ZM131 174V173H130ZM130 174H129V176H130ZM133 174V173H132ZM154 174V173H153ZM159 174V175H160ZM191 174V173H190ZM190 174H187V176H190ZM213 174V173H212ZM215 175V177L216 176H218V175ZM225 174V175H226ZM6 175V174H5ZM7 175L6 176H4L5 178H7ZM33 175H34V172H33ZM78 175V174H77ZM81 175V174H80ZM89 175V174H88ZM117 175V174H116ZM122 175H124V174H122ZM138 175V174H137ZM193 175H194V173H193ZM210 175V174H209ZM208 174L206 175L205 174V176H206V178H209V177H207V176H209ZM220 175V174H219ZM17 176V177H16ZM30 176H32V173H30ZM85 176V175H84ZM109 176H111V175H109ZM129 176H127V177H129ZM134 176H136V174L134 175ZM158 176V175H157ZM165 176V175H164ZM186 176V177H187ZM204 176V177H205ZM223 176V175H222ZM227 176V175H226ZM226 176L224 177L223 176V178H225L226 179ZM10 177H12V176H10ZM34 179H36V180H38V181H36V180H34L33 178L31 179V177H29L28 176V179H26L23 183H19L18 185L17 184H15V181H17V180H13V179H7L5 182H7V183H5L4 182V185L6 184V186L8 187L11 183H13V187L11 188V189H9V192L8 193H6V195L5 196H2V197H0V202H2V201H5L6 202V199L9 201V202H11V203H13V205L12 206H14L15 207V210H16V212L17 211H19V212H21L22 211V209H21V207H19V204L18 203H20V201L23 199L24 200V197L26 198V196H27V194H28V192H29V190L31 189V184H35V181H36V183L37 182H39L40 181V179H41V177L40 176H37V177H39V179L38 178H35L34 176H32ZM70 177V176H69ZM81 177V176H80ZM116 177V176H115ZM119 177V176H118ZM137 177V176H136ZM143 177V175H142V178H144ZM163 177V176H162ZM166 177V176H165ZM167 177H169L168 175H167ZM203 177V178H204ZM214 177V176H213ZM214 177V178H215ZM235 177V176H234ZM83 178V177H82ZM107 178H109V177H107ZM113 178V177H112ZM134 178V177H133ZM158 178H160V177H158ZM197 178V179H198ZM217 178V177H216ZM215 178V182H218L217 181V179ZM222 178V177H221ZM221 178H219L220 180H221ZM236 178V177H235ZM247 178H249V177H247ZM22 179V178H21ZM81 179V178H80ZM152 179V178H151ZM163 179V178H162ZM187 179V178H186ZM185 179V180H186ZM188 179H190V177L188 178ZM187 179V180H188ZM192 179H193V176H192ZM195 179V178H194ZM193 179V180H194ZM197 179H195V182H196V180ZM205 179V178H204ZM224 179V180H225ZM228 179V178H227ZM244 179H246V178H244ZM243 179V180H244ZM4 180V179H3ZM27 180L30 182V184H28L27 183ZM34 180V181H33ZM76 180V179H75ZM102 180V181H101ZM145 180V179H144ZM143 179L141 180V182L140 183H142L143 181H144ZM148 180V182H143L142 183V185L141 186H137V189L136 190H131V191H129L127 188L125 189V192H127L128 191V193H126V195H125V197H126V201L127 202H129V203H131L132 202V205H134L135 203L136 204H138L139 205V207L141 208V209H139V211H141V210H144V214H142V217L143 218H147L148 217V215L150 214L151 215V213H150V210L148 211L147 209H146V207H145V205H143V202L141 201V199L139 198V197H141L144 193H143V191H145L146 190V187H149L148 185H150L149 184V179H147ZM191 180V179H190ZM207 180V179H206ZM213 180V179H212ZM230 180H232V179H230ZM242 180V181H243ZM249 180H250V178H249ZM252 180V179H251ZM250 180V181H251ZM98 182L99 183V181H101L100 182V184L98 185V186H94V184H95V182ZM157 181H158V179H157ZM163 181H164V179H163ZM198 181V180H197ZM213 181V182H214ZM259 181V180H258ZM262 181V180H261ZM18 182H19V180H18ZM47 182V181H46ZM74 182V181H73ZM122 182V181H121ZM155 182V181H154ZM176 182H177V180H176ZM184 182V181H183ZM186 182V181H185ZM194 182V181H193ZM225 183H227L226 182V180L224 181ZM223 182V180H222V182L221 183H224ZM236 182H238L239 183V180L238 181H236ZM17 183V182H16ZM94 183V184H93ZM133 183V182H132ZM156 183V182H155ZM166 183V184H167ZM175 183V182H174ZM177 183H179V182H177ZM191 183V182H190ZM224 183V184H225ZM249 183V182H248ZM247 183V186H249V184ZM252 185L254 184L253 182H250ZM45 184H48V183H45ZM44 184V185H45ZM75 184V183H74ZM78 184V183H77ZM80 184V183H79ZM120 184V183H119ZM157 184V183H156ZM164 184V186H161V187H163V188H161L160 187V191H161V194L163 193V195H164V197H163V199H167V198H169V197H171V189H170V187H168L167 185H169V184ZM176 184V183H175ZM174 184V185H175ZM179 184H181V182L179 183ZM187 184H189V182L187 183ZM186 184V185H187ZM228 184H230V183H228ZM263 184V183H262ZM43 184H39L38 185V187H40V186H44ZM73 185V184H72ZM122 185V184H121ZM140 185V184H139ZM160 185V184H159ZM170 185H172V184H170ZM177 185V187H178V184H176ZM185 185V184H184ZM190 185V184H189ZM191 185H193V183L191 184ZM196 185V183L194 184V186ZM198 185V184H197ZM212 185V184H211ZM214 186H219V185H221L220 184V182H218V183H215V184H213ZM227 185V184H226ZM233 185H235V184H233ZM233 185H232V187H233ZM258 184H254V188L253 189H257V187L259 188V185L257 186ZM46 186V185H45ZM65 186H68L67 188H69V184H66ZM71 186V185H70ZM75 186V185H74ZM199 186V185H198ZM238 186V185H237ZM240 186V185H239ZM185 187V186H184ZM190 187V186H189ZM202 187H204V185L202 186ZM205 187H207V186H205ZM226 187V186H225ZM74 188V187H73ZM175 188H176V186H175ZM188 188V187H187ZM208 188V187H207ZM219 188V187H218ZM224 188V187H223ZM251 188V187H250ZM53 189V188H52ZM82 189V188H81ZM80 189V192L82 191H85V190H81ZM165 189H167V190H165ZM181 189V188H180ZM186 189V188H185ZM184 189V190H185ZM191 189H193V188H191ZM199 189H200V187H199ZM222 189V188H221ZM220 189V190H221ZM233 189V188H232ZM234 189H235V187H234ZM246 189V188H245ZM68 190V189H67ZM124 190V189H123ZM148 190V189H147ZM157 190V189H156ZM155 190V191H156ZM165 190V191H164ZM205 190V189H204ZM207 190V189H206ZM205 190V191H206ZM219 190V189H218ZM262 190H264V189H262ZM51 191V189L48 191V190H45L44 192H46L44 195H47V193H49ZM59 191V189L57 190V192ZM77 191V190H76ZM76 191H74V194H75V192ZM137 192L136 194L134 193V192ZM154 191V192H155ZM180 191V190H179ZM190 191V190H189ZM198 191V190H197ZM197 191H196V200L197 201H195L194 203H191V202H189L188 200H187V204H186V200L184 199V197L183 196H185V195H183L182 197H183V199L185 200V203H184V201L182 202L181 200L180 201H178L177 202V204L180 206V204L179 203H184V204H186V205H192L191 207H192V209L190 210L191 212H193L192 210L193 209H195V208H197L198 209V207H200V208H202L201 206H203V205H201V206H199L198 204H199V198H200V195H199V191H198V193H197ZM203 191V190H202ZM213 191V190H212ZM235 191H238V193L240 192L239 191V189H237L236 188V190ZM56 192V193H57ZM60 192H61V194H62V191L60 190ZM100 192V193H99ZM104 192V191H103ZM124 192V193H125ZM174 192V191H173ZM177 192V193H176ZM175 193L176 194H178V191H176ZM181 192H182V190H181ZM186 192H188V191H186ZM200 192H201V190H200ZM234 192V191H233ZM34 193H36V190L34 191ZM77 194L76 195H71V196H73V197H76L77 195H79L80 196V193L78 194V192H76ZM171 193V194H170ZM174 193V194H175ZM209 193H211V192H209ZM213 193V192H212ZM215 193V192H214ZM217 193V192H216ZM219 193V192H218ZM228 193V192H227ZM229 193H230V191H229ZM235 193V192H234ZM237 193V192H236ZM237 193V194H238ZM12 195L11 197H8V195ZM50 194V193H49ZM55 194V193H54ZM104 194V193H103ZM105 194V195H106ZM221 194H223V193H221ZM236 194V195H237ZM240 194V193H239ZM9 195V196H10ZM82 195H83V193H82ZM137 195H139V196H137ZM147 195V194H146ZM159 195H160V193H159ZM162 195V196H163ZM173 195V194H172ZM203 195V194H202ZM216 195V194H215ZM235 195V196H236ZM248 195V194H247ZM263 195V194H262ZM54 196H57V195H54ZM119 196V195H118ZM148 196V195H147ZM178 196V195H177ZM177 196H176V198H177ZM192 196V195H191ZM210 196V195H209ZM214 196V195H213ZM217 196H218V194H217ZM223 196V195H222ZM224 196H226V195H224ZM228 196V195H227ZM243 196H245V195H243ZM264 196V195H263ZM89 197V198H88ZM101 197V196H100ZM159 197V196H158ZM229 197V196H228ZM53 198H55V197H52V199ZM77 198V197H76ZM79 198H82V196H80V197H78L77 199H79ZM99 198V197H98ZM152 198V197H151ZM160 198V197H159ZM159 198H157V200L159 199ZM189 198V197H188ZM204 198V197H203ZM207 198V197H206ZM224 198V197H223ZM230 198H232V200H231V202L232 201H235V200H233V199H235L234 198V196L233 197H230ZM264 197H262V199H263ZM43 199V198H42ZM68 199L70 200V199H72V198H69L68 197ZM67 199V200H68ZM85 199V200H86ZM101 199V198H100ZM118 198L116 197V200H117ZM154 199H156V198H154ZM154 199H152L151 201L153 202V203H155L154 202ZM190 199V198H189ZM195 199H192V201L193 200H195ZM212 199V198H211ZM229 199V198H228ZM259 199H260V197H259ZM262 199H260V200H262ZM50 200V199H49ZM66 200V201H67ZM92 200H91V202H92ZM96 200H97V197H96ZM99 200V199H98ZM114 200H113V203H114ZM115 200V201H116ZM147 200V199H146ZM174 200V199H173ZM179 200V199H178ZM210 200V199H209ZM215 200H216V198H215ZM218 200V199H217ZM221 200V199H220ZM219 200V201H220ZM225 200V199H224ZM241 200H242V197H241ZM249 200V199H248ZM251 200H253V199H251ZM251 200H250V202L249 203H251ZM258 200V199H257ZM30 200H28L27 202H29ZM54 202L53 200H50V203L52 204V206H51V204L49 205V206H47L48 205V202H47V205L46 206H44L45 207V209H44V211H47L48 212V210L50 211H53L55 208H57V207H59V206H56V202H54V203H52V202ZM78 201V200H77ZM93 201V202H94ZM101 201V200H100ZM107 201H110V200H107ZM118 201H120V199H118ZM191 201V200H190ZM223 201V200H222ZM240 201V200H239ZM238 201V202H239ZM254 201H256L255 200V195H254ZM22 202V201H21ZM74 202H76V201H74ZM78 202H80V200L78 201ZM83 202V201H82ZM87 202V201H86ZM88 202H89V200H88ZM87 202V203H88ZM90 202V203H91ZM97 202V201H96ZM111 202V201H110ZM109 202V203H110ZM151 202V204L150 205H155V204H153ZM160 202V201H159ZM159 202H158V204H159ZM169 202V201H168ZM215 202H217V201H215ZM225 202V201H224ZM231 202H229V203H231ZM84 203L85 202H83V205H84ZM95 203V202H94ZM202 203H204V202H202ZM201 203V204H202ZM220 203V202H219ZM228 203V202H227ZM228 203V204H229ZM235 203V202H234ZM249 203L248 204H246L247 206L249 205ZM262 203V202H261ZM7 204H10V203H7ZM7 204H5V205H7ZM86 204V203H85ZM176 204V205H177ZM213 204H215L214 203V200H213ZM226 204V203H225ZM228 204H226L227 205V209H228ZM236 204V203H235ZM240 204V203H239ZM242 204V203H241ZM260 204V203H259ZM41 205V204H40ZM44 205V204H43ZM82 206V203H71L70 205H69V207H68V209L66 210V211H64V212H62V213H60V214H56L55 213V215H54V217H52L51 218V216L53 215H50V218L48 217H44V218H42V219H38L37 220V222H41V221H44V222H47L48 221V223H47V227L49 228L51 225H53L54 227H55V229L57 230V231H54V229L52 230V229H49V230H51V231H49L48 233H47V231L45 232V233H47V235H46V237H47V239H50V241H51V243L49 244V246H52L51 244H54L57 240H59V239H61L62 238V242H65V241H70V239L73 237L74 238V235H76V234H74V232H75V228L78 226H74L73 224H71L70 223V221L68 220V221H58V222H55V221H57L58 219L59 220H61L62 218H63V216H68V214H69V212H72L73 210H74V212L75 213H73V217H71V219L73 218L74 220L75 219H77V218H83L84 216H83V214H84V212H85V210H83V209H81V208H86V207H84V206H82V207H79V206ZM94 205V204H93ZM137 205V206H138ZM160 205H161V203H160ZM160 205H155L156 207L153 209V210H155L156 211V213H152V214H156L157 215V210L159 209V207H160ZM177 205V206H178ZM211 205V204H210ZM216 205V204H215ZM222 205V204H221ZM231 205V204H230ZM230 205H229V207H230ZM238 205V203L236 204V206ZM245 205V204H244ZM114 206V205H113ZM116 206V205H115ZM183 206V204H181V207ZM218 206V205H217ZM223 206H224V204H223ZM251 206H253L254 207V205H251ZM258 206V205H257ZM6 207V206H5ZM4 207V208H5ZM13 207V208H14ZM40 207V206H39ZM42 207V206H41ZM41 207L39 208V210L41 209ZM171 207V206H170ZM169 207V208H170ZM174 207H176V206H174ZM184 207H186V208H188L187 206H183L182 208H183V210H185L184 209ZM206 207V206H205ZM242 207H245V206H242ZM241 207V208H242ZM6 208H8V206L6 207ZM5 208V209H6ZM149 208V207H148ZM161 208V207H160ZM168 208V209H169ZM180 208V207H179ZM216 208V207H215ZM215 208H213V209H215ZM218 208V207H217ZM217 208L215 209V212H216V210H217ZM235 208V207H234ZM246 208H248V207H246ZM250 208V207H249ZM1 209H3V207L1 208ZM48 209V210H47ZM87 209V208H86ZM178 209V208H177ZM226 209V210H227ZM244 210H245V208H243ZM242 209V210H243ZM255 209V208H254ZM257 209H259V208H257ZM13 210V209H12ZM58 210V209H57ZM152 210V209H151ZM166 210V209H165ZM164 210V211H165ZM219 210V209H218ZM217 210V211H218ZM251 210V209H250ZM250 210L248 211V213H250ZM9 211H11V207H10V210ZM171 211V210H170ZM190 211H188V214H189V212ZM196 211V210H195ZM195 211L193 212V213H195ZM201 211L202 210H200V212L198 211V216L200 215V213H201ZM204 211V210H203ZM221 211V210H220ZM237 211V210H236ZM239 211H240V208H239ZM252 211L253 210H251V216H252ZM46 212V213H47ZM56 212V211H55ZM183 212V211H182ZM185 212V211H184ZM190 212V213H191ZM197 212V211H196ZM222 212H223V210H222ZM221 212V213H222ZM241 212H243V211H241ZM244 212H246V211H244ZM243 212V213H244ZM12 213V212H11ZM11 213H8V214H11ZM14 213V212H13ZM12 213V214H13ZM49 213V212H48ZM108 213V212H107ZM139 213V212H138ZM173 214L175 213L174 211L172 212ZM172 213L170 214V215H172ZM192 213V214H193ZM247 213V212H246ZM246 213H244L245 215H247ZM258 213V212H257ZM15 214H17V213H15ZM41 214H44V213H42L41 212ZM51 214V213H50ZM86 214H87V212H86ZM132 214V213H131ZM130 214V215H131ZM180 214H182V213H180L179 212V217L181 216ZM184 214V213H183ZM195 214H197V213H195ZM209 214V213H208ZM217 214H218V212H217ZM237 214H238V211H237ZM242 214V213H241ZM239 215L238 216V218L236 217L235 218V215H236V212L235 211H233L232 209H231V213L230 214H228L227 216L228 217H226L227 219H225V220H220L221 218L219 217V216H216V217H214V216H212L213 217V219L212 220H210L209 218L207 219V220H203L202 222L199 220V221H197L196 223H195V221H193L195 224H193L194 226H196V225H199L200 224V226H201V228L199 227V226H196V227H199L198 228V230L199 231H195L196 233L195 234H199V232L201 231V232H204L205 233V235H211V233H213V235L217 232V235L215 234L214 236H217V238L215 237V239L214 238H212V237H214V236H212L211 238L212 239H214V242H215V244H218V246H219V244H220V242H221V239L223 240V238L225 239V241L227 242H229L230 241V239L234 236V237H237L238 238V240L236 241V242H239L241 239H242V241H243V238L245 237V235L241 232L242 231V229H240V225L242 224V221L240 220V219H243V218H240L239 219V217H242L243 215ZM249 214V215H250ZM259 214V213H258ZM47 215V214H46ZM71 215V214H70ZM69 215V216H70ZM125 215V214H124ZM130 215H129V217H130ZM135 215V214H134ZM156 215H154V216H156ZM201 215H202V213H201ZM213 215V214H212ZM249 215H248V217H249ZM83 216V217H82ZM89 216V215H88ZM109 216V215H108ZM153 216V217H154ZM173 216V215H172ZM191 216H193V215H191ZM195 216H197V215H195ZM197 216V219L199 218ZM203 216V215H202ZM207 217H208V215H206ZM205 216V217H206ZM211 215L209 214V217H210ZM257 216V215H256ZM151 217V216H150ZM153 217H151L150 218V220L149 221H151V220H153L154 218ZM175 217H177V214L175 215ZM201 217V216H200ZM218 217L220 218V219H218ZM244 217V216H243ZM247 217V216H246ZM258 217V216H257ZM58 218V219H57ZM65 218V217H64ZM171 218V217H170ZM178 218V217H177ZM185 218V217H184ZM193 218L194 217H192L191 219L193 220ZM224 218V217H223ZM57 219V220H56ZM73 219H72V221H73ZM172 219H174V216H173V218ZM180 219V218H179ZM181 219H183V218H181ZM180 219V220H181ZM196 219V218H195ZM205 219V218H204ZM248 219H250V217L248 218ZM47 220V221H46ZM54 220V221H53ZM78 220V219H77ZM185 220V219H184ZM184 220H182V221H184ZM253 220V219H252ZM256 220V219H255ZM71 221V222H72ZM81 221H83V219L81 220ZM185 221H187V220H185ZM184 221V222H185ZM1 222V221H0ZM3 222V221H2ZM53 224H52V223ZM128 222H129V224H127V225H125L127 228L129 227L130 229H126L125 228V230H127L129 233H130V238L128 239V241H125L124 242V240H122V238H121V240H119V241H117L116 239H114L113 240V238L111 237V236H109L106 232H104L103 230H102V232H103V236H104V239H105V241H106V243H107V246H108V249H109V252H110V254H111V256H112V258L114 259V261L116 262V264H128L127 262H123V260H119L120 259V255H123V254H126V252H131L132 253V255L131 256H134V254L135 255H137L138 253H137V251H139L141 248H143L142 247V245H143V240L145 239V236H147V234H148V236H149V247H147V245L146 246H144V248L141 250L142 252L140 253V254H142V253H146L147 255V257L146 256H144V257H146L145 259H147V261H149L148 263L149 264H170V263H168L167 261V257H168V255H170V254H173V257H177V264H185V261L183 260V257H180L181 256V254H180V252H181V250L182 249H180L179 247H178V245H179V242L176 240L177 239V235L175 236L174 235V233L172 232H170L171 234H168V230H169V225H170V223H171V220H169V218L168 217H164V216H161V217H159V218H157V219H155V220H153V221H151V222H149V231L147 232V234H145V233H142V237L139 235L140 233H141V231L142 230H140V231H135L136 229L134 228L135 227V225H137L136 223H133V222H130V218H128ZM180 221H178L177 223H174V225H176V224H179L180 225V223H179ZM188 222V221H187ZM249 222V221H248ZM250 222H251V220H250ZM252 222H254V220L252 221ZM14 223V222H13ZM81 223V222H80ZM182 223V222H181ZM227 223V224H226ZM247 223V222H246ZM141 224V223H140ZM186 224V223H185ZM248 224V223H247ZM255 224V223H254ZM259 224V223H258ZM264 224V223H263ZM2 225V224H1ZM30 225H32V223H30ZM44 225V227H46ZM184 225V224H183ZM183 225H181V226H183ZM188 225V224H187ZM192 225V226H193ZM4 226V225H3ZM52 226V227H53ZM147 226V225H146ZM223 226L226 228V230L224 231L223 230ZM243 226V225H242ZM245 226H246V224H245ZM260 226V225H259ZM13 227H15V226H13ZM104 227V226H103ZM175 227V226H174ZM187 227V226H186ZM189 227V226H188ZM191 227V226H190ZM249 227V226H248ZM250 227H251V225H250ZM4 228V227H3ZM176 228H178V226L176 227ZM184 228V227H183ZM195 228V227H194ZM194 228L193 227H191V229L192 230H194ZM247 228V227H246ZM257 228H258V226H257ZM261 229H264V225H261V227H260ZM260 228H258V229H260ZM43 229V228H42ZM148 229V228H147ZM174 229V228H173ZM181 229V228H180ZM190 228H188V230H189ZM258 229H257V231L256 232H262V231H258ZM260 229V230H261ZM14 230V229H13ZM44 230H47V228L45 229L44 228ZM106 230V229H105ZM175 230V229H174ZM184 230H186V229H184ZM187 230V232H185L184 233V231H183V233L184 234H186V233H188L189 234V231ZM191 230V231H192ZM223 230V231H222ZM250 230V229H249ZM249 230H247V231H249ZM254 230V229H253ZM252 230V231H253ZM256 230V229H255ZM144 231V230H143ZM171 231H173V230H171ZM190 231V232H191ZM13 232H16V231H13ZM12 232V233H13ZM27 232V231H26ZM25 231H23L22 233H20V234H18V240L20 239V238H27V245H26V243H25V247H26V249L25 250H21L20 249V247L18 248V250L16 251V252H18V253H22V252H24V254L25 253H27V255H29L28 254V252H30V251H33L34 252V250H41V249H46L47 248V246L48 245H46V243L47 242H45V239H46V237L44 238V242H43V245H40V244H38V243H35L36 242V240H37V242H38V239L41 237V235H42V232H43V230H42V232L41 231H39L36 235H33V234H31L32 236H35V241H33V239L31 240V238H33L30 234H28V235H30V236H28L27 235V233H26ZM126 232V231H125ZM178 232V231H177ZM180 232V231H179ZM178 232V233H179ZM182 232V231H181ZM198 232V233H197ZM200 232V233H201ZM221 232H225V233H221ZM11 233V234H12ZM29 233V232H28ZM33 233V232H32ZM44 233V232H43ZM253 233H255V232H253ZM5 234V233H4ZM41 234V235H40ZM182 235V234H179V237L182 235L183 236V238L185 237V235ZM225 234H227V235H225ZM244 235V237H242L241 238V235ZM262 234V233H261ZM9 235V234H8ZM40 235V236H39ZM194 235V234H193ZM197 235H194V236H197ZM200 235V234H199ZM198 235V236H199ZM219 235V236H218ZM242 235V236H243ZM256 235V234H255ZM3 235H1L0 236V240L2 239L1 237H2ZM10 236V235H9ZM39 236V237H38ZM181 236V237H182ZM187 236V235H186ZM194 236H192V239H194L193 237ZM197 236V237H198ZM257 236V235H256ZM138 237L140 238L139 239V241H138ZM200 237H201V235H200ZM202 237H203V234H202ZM207 237V236H206ZM205 236L203 237V238H200V240H195L194 239V242H196V244H195V246L193 247V248H191L192 246H190V249H188L186 246H187V244H186V248H187V250H186V248H185V251L183 252L185 255V257H189V258H191L194 254H196L197 253V251L198 250H200V246L201 245H203V240H204V238H206ZM208 237H210V236H208ZM259 237H260V235H259ZM264 238V232H263V234L261 235V239L262 240H264L263 238ZM7 238V237H6ZM25 238V239H26ZM186 238V237H185ZM188 238V237H187ZM236 238V239H237ZM241 238V239H240ZM46 239V240H47ZM175 239V240H174ZM192 239H190V240H192ZM207 239V238H206ZM206 239H205V241L204 242H206ZM235 239V240H236ZM257 239V238H256ZM22 240V239H21ZM24 240V239H23ZM22 240V241H23ZM41 240V239H40ZM147 240V239H146ZM181 240H183V239H181ZM186 240V239H185ZM254 240H255V238H254ZM260 240V239H259ZM262 240H260V241H262ZM2 241V240H1ZM0 241V242H1ZM22 241H19V244L18 245H20V243H24V241L22 242ZM47 241H49V240H47ZM49 241V242H50ZM130 241V243H131V248L132 247H134V248H136V250L133 252V251H130V249H129V246L128 247H126L125 249H123V248H121V247H123V246H125L126 245V243L127 242H129ZM164 242V244H163V242ZM207 241H208V239H207ZM209 241L210 242H212L210 239H209ZM245 241V240H244ZM249 241H251V238L249 237ZM256 241V240H255ZM259 241V242H260ZM6 242V241H5ZM8 242V241H7ZM18 242V241H17ZM16 242V243H17ZM42 242V240L39 242V243H41ZM161 242H162V244H161ZM227 242V243H228ZM248 242V241H247ZM182 243V242H181ZM188 243V242H187ZM208 243V242H207ZM206 243V244H207ZM223 243V242H222ZM235 243V242H234ZM240 243V242H239ZM256 243H258V242H256ZM255 243V244H256ZM263 243V242H262ZM9 244V243H8ZM13 244H15V243H13ZM12 244V245H13ZM21 244V245H22ZM42 244V243H41ZM61 244H63V246H64V243H61ZM145 244V243H144ZM206 244H204V245H206ZM211 244V243H210ZM212 244H214V243H212ZM226 243H224V245H225ZM232 244V243H231ZM236 244V243H235ZM238 244V243H237ZM254 244V245H255ZM264 244V243H263ZM1 245L3 246L4 245V243L2 244L1 243ZM115 245H117V248L116 249H114L115 248ZM118 245H120V246H118ZM181 245V244H180ZM179 245V246H180ZM190 245V244H189ZM227 245V244H226ZM230 245V244H229ZM239 245V244H238ZM238 245H236V246H238ZM253 245V244H252ZM251 245V246H252ZM262 245V244H261ZM261 245H259V246H261ZM2 246H0V247H2ZM10 246V248L12 249V247H11V245H9ZM14 246V245H13ZM62 246V247H63ZM207 246H209V245H207ZM250 246V247H251ZM258 246V247H259ZM22 247H23V245H22ZM21 247V248H22ZM24 247V248H25ZM196 247V249H194ZM205 247V249L207 250V248H206V246H204ZM211 247V246H210ZM210 247H208V248H210ZM215 247H217V245L215 246H213V248H214V250H215ZM220 247V246H219ZM250 247H249V249H250ZM264 247V246H263ZM9 248V247H8ZM15 248V247H14ZM137 248H140V249H138L137 250ZM199 248V249H198ZM203 248V247H202ZM213 248H212V251H213ZM221 248V247H220ZM225 248V247H224ZM235 248V247H234ZM238 248H242V249H244L245 248V246L243 247V246H241V247H238ZM204 248L202 249V251L204 252V250H205ZM229 249H231V248H229ZM228 249V250H229ZM236 249H237V247H236ZM259 249V248H258ZM258 249H256V250H258ZM8 250V249H7ZM40 250H39V255H40ZM47 250V249H46ZM53 249H49L48 251H52ZM218 250H220V249H218ZM241 250V249H240ZM239 249H237V252H241L240 253V255L238 256V258L240 257V258H243V259H245L244 257L245 256H247L246 255V253L248 252V251H251V250H248V247H247V252L246 253H244V252H242V251H240ZM255 250V251H256ZM10 251V250H9ZM48 251L47 252H45V253H48ZM54 251V250H53ZM210 252H211V250H209ZM231 251V250H230ZM254 251V250H253ZM7 252V251H6ZM140 252V251H139ZM209 252V253H210ZM229 252V251H228ZM8 253V252H7ZM50 253V252H49ZM137 253V254H136ZM220 253V252H219ZM227 253V252H226ZM249 253V252H248ZM255 253H258V252H254L253 254H255ZM230 254V253H229ZM251 254H252V252H251ZM250 254V255H251ZM259 254V253H258ZM22 255V254H21ZM27 255H25V259L26 258H28L27 257ZM35 255V254H34ZM37 255V254H36ZM35 255V256H36ZM207 255V254H206ZM249 255V256H250ZM264 255V254H263ZM5 256H7V259H8V255H5ZM17 256H18V254H17ZM209 256V255H208ZM224 256V255H223ZM226 256V255H225ZM227 256H229L228 255V253H227ZM225 257V258H228V257ZM254 256V255H253ZM10 257V256H9ZM37 257V256H36ZM39 257V256H38ZM40 257H41V255H40ZM136 257V256H135ZM221 257V256H220ZM236 256H234V258H235ZM248 257V256H247ZM252 257V255L249 257V259ZM19 258V257H18ZM18 258H16L17 260H18ZM43 258H45V257H43ZM137 258V257H136ZM139 258V257H138ZM219 258V257H218ZM223 259V260H225V263L224 264H226L227 263V260L226 259ZM237 258V259H238ZM258 258H260L259 256H258ZM32 259V258H31ZM46 259V258H45ZM140 259V258H139ZM142 259V258H141ZM252 259V258H251ZM6 260V259H5ZM17 260H16V264H17ZM21 260V259H20ZM35 260H36V258H35ZM44 260V259H43ZM221 260V259H220ZM260 260H261V258H260ZM24 261H26V260H24ZM24 261H22L21 260V262H24ZM37 261V260H36ZM39 261V260H38ZM41 261V260H40ZM192 261V260H191ZM209 261H210V259H209ZM245 261H247V260H245ZM249 261V260H248ZM248 261L246 262V264H248ZM13 262V261H12ZM27 262V261H26ZM44 262H46V260H44ZM172 262V261H171ZM207 262V261H206ZM205 262V263H206ZM240 262H241V260H240ZM25 263V262H24ZM24 263H22V264H24ZM31 263H32V260H31ZM36 263V262H35ZM34 263V264H35ZM43 263V262H42ZM187 263V262H186ZM209 263V262H208ZM229 264H230V262H228ZM233 263V262H232ZM231 263V264H232ZM237 263V262H236ZM235 263V264H236ZM251 263V262H250ZM14 264V263H13ZM26 264V263H25ZM29 264H30V262H29ZM49 264V263H48ZM51 264V263H50ZM188 264V263H187ZM241 264V263H240ZM253 264V263H252ZM255 264H258V263H255Z\"/></svg>",
  "mask_w": 264,
  "mask_h": 264
},
{
  "label": "water",
  "instance_id": "obj_3",
  "mask_svg": "<svg viewBox=\"0 0 264 264\" xmlns=\"http://www.w3.org/2000/svg\"><path fill=\"white\" fill-rule=\"evenodd\" d=\"M89 262L90 264H116L109 252L103 232L100 228H97L94 233Z\"/></svg>",
  "mask_w": 264,
  "mask_h": 264
}]
</instances>
